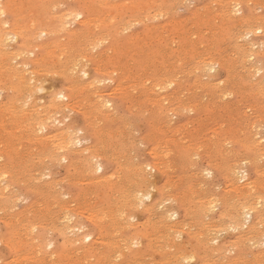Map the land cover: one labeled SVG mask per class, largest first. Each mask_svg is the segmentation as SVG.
Segmentation results:
<instances>
[{
	"label": "bare ground",
	"instance_id": "6f19581e",
	"mask_svg": "<svg viewBox=\"0 0 264 264\" xmlns=\"http://www.w3.org/2000/svg\"><path fill=\"white\" fill-rule=\"evenodd\" d=\"M28 1V0H27ZM31 1V0H30ZM36 1V0H35ZM76 1V0H75ZM93 1V0H92ZM98 1V0H97ZM100 1H102V0H100ZM174 1H176V0H121V1H119V3H117V4H115L114 2V6H116V7H118V8H120L121 9V13H120V19H118V17H117V15H116V17H117V19L118 20H120L121 21V23L123 22L124 24H127V23H131V22H133V21H140V20H142L145 16H149V15H152V16H154V15H157V16H159L158 14H160L161 16L162 15H164L163 13L164 12H167L168 11V7H171V6H169L171 3L173 4V2ZM182 1V0H181ZM192 0H190V2H191ZM197 1H199V0H197ZM233 1V0H232ZM260 1V0H259ZM5 2H8L7 0L5 1ZM12 2H14L15 3V0H13ZM21 2V1H20ZM31 2H33V1H31ZM105 2V1H104ZM111 2V1H110ZM109 2V3H110ZM204 2V1H203ZM239 2L240 3H242L241 1H239V0H234L233 2H231V1H228L227 2V4L228 5H231L232 7V9H233V12H234V10H236V12H237V5H239ZM10 3V2H9ZM14 3H12V6H11V8L12 7H14V9H11L10 8V12L11 13H13V14H15L14 13V11L16 10L17 11V8H16V5L14 4ZM57 3V2H56ZM59 3V2H58ZM77 3V2H76ZM76 3H75V5H76ZM81 3V2H80ZM197 3V2H196ZM195 2H194V4H196ZM206 3H208V2H206ZM205 3V5L207 6V4ZM216 3V2H215ZM244 3V2H243ZM246 3V2H245ZM248 3H250L249 2V0H248ZM11 4V3H10ZM9 4V5H10ZM21 5H23L22 3H20ZM53 4V3H52ZM55 4V3H54ZM60 4V3H59ZM58 4V5H59ZM61 4H63V3H61ZM79 4V3H78ZM93 4V3H92ZM177 4V3H176ZM201 4V3H200ZM203 4V3H202ZM214 4V3H213ZM227 4H225V6H227V13L229 12V8H228V5ZM251 4V3H250ZM3 5H5V4H3ZM17 5H19V2H18V4ZM21 5H19V8H20V11H21V9H22V7H21ZM34 5H36V3L34 4ZM64 5V4H63ZM73 5V4H72ZM71 5V6H72ZM110 5H112V4H110ZM109 5V6H110ZM178 5V4H177ZM182 5V7H183V5L184 4H181ZM190 5V4H189ZM208 5H209V3H208ZM215 5V4H214ZM213 5V6H214ZM33 6V5H32ZM62 6V5H61ZM60 6V7H61ZM102 6V5H101ZM106 6H108V5H106ZM106 6L104 7V6H102V9H103V11H104V9L106 8ZM179 6V5H178ZM178 6H177V9H179L178 8ZM186 6V5H185ZM198 6V5H197ZM203 6V5H202ZM201 6V7H202ZM211 6V8H213L212 7V4L210 5ZM210 6L208 7V8H210ZM219 6V5H218ZM220 6H222V10H223V4H221ZM248 6H249V4H248ZM261 6H263L262 4H261ZM5 7V6H4ZM8 7V5L6 6V8ZM31 7V6H30ZM39 7V6H38ZM77 7V6H76ZM75 7V8H76ZM175 7H176V5H175ZM188 7V6H187ZM191 7V6H190ZM254 7V6H253ZM264 7V6H263ZM68 8V7H67ZM81 8H83L82 6H81ZM203 8H204V6H203ZM203 8H201V11H203ZM210 8V9H211ZM214 8H216L215 6H214ZM213 8V9H214ZM234 8H237V9H234ZM28 9H29V7H28ZM47 9V8H46ZM86 9V8H85ZM114 9L116 10V8L114 7ZM114 9H111L110 11H113ZM181 9V8H180ZM185 9H186V7H185ZM196 9V8H195ZM205 9V8H204ZM219 9H221L220 7H219ZM232 9H231V11H232ZM6 10V9H5ZM43 10V9H42ZM44 10H45V8H44ZM59 10V9H58ZM80 10V9H79ZM89 10V9H88ZM198 10V9H197ZM218 10V9H217ZM253 10V9H252ZM258 10H259V8H258ZM19 11V12H20ZM74 11L75 10H67V11H64V12H62V14L61 15H59V16H57V17H50L49 19L47 18L46 20H41V21H39V22H35L34 20H31L30 22H28V24L25 26L24 25V23L22 24V23H19V22H15L14 24H7L6 22H2V20L0 21V92L1 91H6L7 92V100H5L4 101V103L2 102L1 104H0V114H5V113H7L8 114V117L6 118V120H1L2 118L0 117V128L2 129V131H1V133H0V157L2 158V157H5V159L6 160H0V161H2V162H0V211H1V209L3 210V208L6 206V203L8 202V201H12V198L14 197V196H16V195H19V194H24V195H28V196H30V201H29V203L27 204L26 203V206L24 207V205L22 206V205H20V206H22V207H24L23 209H22V207H21V211L19 212V213H17L16 215H12V217H7V218H5L6 216H9V215H7L6 213V216L3 218V214H4V211H1L0 212V216H1V213H2V217H1V219L3 218V224L6 226V233L5 234H3L2 232L0 233V243H2L3 245H4V247L8 250V253H9V258L8 259H5L4 261H2L0 264H187V263H185V262H187V261H190L191 259H198L197 261L199 262L198 264H264V250L262 249V251L261 252H258V253H256V252H254V253H256V254H251L252 255V257L250 258L249 257V259H245V257L243 256V254H244V252H245V246H248V245H246L247 243L246 242H249L250 240L252 241V239H254V236L257 238V236L258 235H264V206L262 205V207L260 206L259 208L257 207L258 206V204L259 205H261L260 204V202H261V197H256V195H260V194H257V192H256V195H255V192H254V190H258V186L256 187L255 186V184H252V182H247L248 181V179H245V180H247L242 186H235V187H233V191H234V193L236 194V196H231L232 194H229V192H228V189H227V194H226V192H225V194L228 196V194L230 195L229 197H231L230 199L228 198V197H225V198H222L221 196H219V198H215V196L216 195H214L213 197H211V195L212 194H210V191H209V193L208 192H206V194L208 193V195L210 196H208V195H205V197L206 196H208L207 197V199L208 200H206L205 199V201H203V200H201V199H198V198H196V200H195V197L194 198H190L189 200H188V198H186L187 197V195H186V199L188 200V201H186V202H191V204H192V202H195V203H197V204H199V206H200V208L198 209V206H197V208L195 209L194 207H192V211H191V209H190V211H191V215H193L194 214V217H196V215H198V213L200 214V209L202 208H204V206H206L205 204H207V206H206V208H205V210L208 208V209H210V208H215L214 206H219L220 208H219V211H218V213L216 214V219L218 220V222H217V220H216V222H217V224H214L215 223V220H214V218L212 219V220H208L209 222H203L202 223V226L200 225V229H198V230H196L194 227V230H192V229H190V227H189V221H190V224H191V219H189L188 221H186V223L185 222H182V221H180V220H178L177 221V217H174V218H177L176 219V221H172V220H174V219H171L170 221H168L167 220V216L163 213V214H161V215H159V217H158V220H157V218H154V214L152 215L153 217L152 218H154L156 221H157V224H158V226L156 225V223L154 224L153 223V225H147L146 226V224H145V222H143V220H141V222H143V226H140V227H138V225L137 226H133V228H132V231H131V229H130V231H126L125 229H123V226H125V225H129L128 227H130L131 228V225L130 224H127V222L128 223H130L128 220H127V217H130L129 216V209H128V203H130V205H132V204H134L137 200L139 201V199H138V196H139V194L140 193H142L143 191H144V189L143 190H141L140 189V187H142V188H145V190L147 189V187L149 186L150 187V184L151 183H153V181H154V179L155 178H153L152 180V182H150L151 181V179L150 178H152V176H151V174H148L147 172L148 171H146L145 170V167H147V166H145L146 165V163H144L145 165H143V164H137V161L136 162H134L135 164H130V166L128 165V166H126V167H123V165L122 164H116V167H115V169L118 167V171L120 172V173H122V176H120L119 178H118V180L117 181H115V182H111L110 181V177H112L111 175L109 176V177H107V176H105L104 174H102V175H100V176H98V177H96V178H93V177H91V178H93V180H90V181H83V179L85 178H83V179H81L80 178V176H82V174L81 173H83L84 175H87L88 173L91 175V174H93V171H94V173L96 172L97 174L99 173L98 172V170H100L101 168H102V170H104L103 168L104 167H102V165L100 164V163H102L103 161L102 160H100L101 158H103V159H106L105 157H104V155H106L107 153H109V152H112V150L110 151V149H109V147L107 146L108 144L110 145V143H111V140L110 139H107V140H109V141H107V140H104V139H106L105 137H107V136H105V137H103L102 136V132H101V130H103V129H101V127L99 128V127H97L95 124L93 125V126H96L97 128H96V130L94 131L95 133H97L99 136H97L98 137V139H99V137L101 138V139H99L100 141V143H104L105 145V147H106V149L107 150H105L104 152L102 151V149L100 148V147H98V146H96L95 144L93 145L92 144V146H89V144H88V146L85 144V146H87V147H81L80 149H78V148H73V146L75 145V143H77V141H79V139L76 137V132H79V131H76V127L77 126H75L74 125V123L72 124V122H71V124H70V122H69V124L67 125H65L63 128L60 126V128H62V130L61 131H59V132H57V133H55L54 135H50L49 133L51 132H49L48 134H41V135H38V133H39V131L41 132L44 128H46L48 125H55V123H56V121L59 119L58 118V115H60V114H62V113H65V112H63L65 109H68L69 107H71L72 108V105H73V103L74 102H77L78 101V99H77V101H76V97H77V95H74L73 94V92H75V89L77 90V89H79V91H81V93L83 94V96H84V100H83V102H85V105L87 106V111L88 112H90V113H88L87 115H88V117H90V115H92L93 113H95L94 115H97L96 113H100L101 115H106L105 114V107L107 106V105H109V103H111L112 104V102H110V101H112L111 99H109V102H107L106 100H104L103 98H102V95H101V93H103L102 91H101V93L100 92H96V95H95V98H94V100L93 101H89V98L91 97H89V95H91V94H89L90 92V90H88L89 89V87L90 86H92L93 85V80L96 78V76H95V78L93 77V79H89V80H87V82H85V84H80L78 87H77V85L75 86V87H73L74 89H71L72 91L71 92H66V93H57L56 95H53L52 96V98H50L49 100H48V102H47V100L45 99V101H46V103H44L43 102V104H41L40 103V98L38 97V93L39 92H41L43 89H46L43 85H42V81H41V77L40 78H38L39 77V75L44 71V70H46V71H48V70H50L51 69V66H52V68H54L53 66H57V67H60V69H61V71H63V72H65L67 75H71V74H73L74 72H75V69L77 68L76 66H75V64H73L72 62H73V59H74V57H73V55H75L74 54V52H75V49H76V47H78L77 45H79V44H84V40L83 41H81L80 42V38L82 39V37H80L79 38V35L81 34V33H83V30H85V28H86V25L91 21L90 20V18H89V16H87V15H83L80 11H78L77 13H74ZM77 11V10H76ZM75 11V12H76ZM83 11H85L84 9H83ZM82 11V12H83ZM93 11V10H92ZM100 11H102V10H100ZM105 11H106V9H105ZM109 11V10H108ZM119 12H120V10H118ZM174 11H178V10H174ZM186 11V10H185ZM191 11H194L193 9L191 10ZM199 11V10H198ZM198 11H196V12H198ZM205 11V13L207 12L206 11V9L204 10ZM212 11H215V9L214 10H211V12ZM230 11V12H231ZM239 11H241V10H239ZM238 11V12H239ZM254 11V10H253ZM252 11V12H253ZM5 12V11H4ZM25 12H26V10H25ZM29 12V11H28ZM86 12H87V14H88V11L86 10ZM119 12H118V14H119ZM128 12L130 13V14H128ZM182 12V11H181ZM188 12V11H187ZM200 12V11H199ZM208 12L210 13V11L208 10ZM216 12V11H215ZM214 12V13H215ZM229 12V13H230ZM232 12V13H233ZM237 12V13H238ZM30 13H31V11H30ZM30 13H28V14H30ZM102 13V12H101ZM177 12H175V14H176ZM192 13H194V12H192ZM205 13H204V15H205ZM36 14V13H35ZM112 14H114V13H112ZM198 13H195L194 15H195V20H196V15H197ZM200 14L201 13H199L198 14V16H200ZM206 14H208V13H206ZM222 14V13H221ZM223 14L224 15H226L225 14V11H223ZM12 15V14H11ZM21 15V14H20ZM19 15V16H20ZM27 15V14H26ZM53 15V14H52ZM97 15H99V14H97ZM111 15V14H110ZM169 15V14H168ZM172 15H173V13H172ZM177 15V14H176ZM176 15H174V16H176ZM193 15V14H192ZM192 15L190 16V17H192ZM210 15V14H209ZM212 15V14H211ZM240 15H241V13H240ZM243 15V14H242ZM253 15H254V13H253ZM42 16L43 15H41V18H42ZM77 16H79L80 18H82V20L80 21V25H81V28L78 30V31H68V32H66V34L64 35V36H62L61 38L62 39H60V38H58L57 36H53V34H55L56 33V31L57 30H59V29H65V25H68V24H72L71 22H70V19L73 17L74 19H77ZM91 16V15H90ZM96 16V15H95ZM101 16V15H100ZM166 16V15H165ZM178 16V15H177ZM182 16V15H181ZM197 16V17H198ZM203 16V15H202ZM213 16H215V15H213ZM218 16H219V14H218ZM230 17H231V15H229ZM244 16H246V17H242V16H238L239 18V20H238V22H239V27H238V29L240 28L241 30H244L245 32V36L247 37H249L251 34H253L254 32H263L264 33V23H261V18L264 20V18L263 17H261L260 19L259 18H255V16H253L254 18H255V20H254V26H256L254 29H252L254 26H253V23H252V21H251V19H249L248 20V16H249V14H247V15H244ZM23 17V16H22ZM115 17V16H114ZM183 17H185V15H183ZM189 17V18H190ZM216 17V16H215ZM223 17V16H222ZM20 18V17H19ZM100 18V17H99ZM153 18V17H152ZM162 18V17H161ZM163 18H164V16H163ZM166 18V17H165ZM168 18H170V17H168ZM179 17H177V19H178ZM187 18V17H186ZM201 18V17H200ZM211 18V21L214 19V18H212V17H209V19ZM224 18L225 19H228V17H225L224 16ZM224 18H223V20H224ZM234 17H232V19H233ZM250 18V17H249ZM95 19V18H94ZM109 19H110V16H109ZM108 19V20H109ZM116 19V18H115ZM145 19V18H144ZM154 19V18H153ZM159 19H160V17H159ZM171 19H173V17L172 18H170V20ZM180 19V18H179ZM184 19V18H183ZM209 19H207L208 21H209ZM219 19H220V17H219ZM231 19V18H230ZM231 19V20H232ZM38 20V19H37ZM79 20V19H78ZM107 20V19H106ZM113 20V19H112ZM149 20V19H148ZM157 20V19H156ZM168 20V19H167ZM174 20V23H175V19H173ZM189 20V19H188ZM193 19H191V21H192ZM198 21H197V23H199V18L197 19ZM205 20V19H204ZM229 20V19H228ZM227 20V21H228ZM234 20L235 21H237V17L236 18H234ZM17 21V20H16ZM111 21V20H110ZM146 21V20H145ZM154 21V20H153ZM185 20H183L182 21V23L184 22ZM222 21V20H221ZM226 21V22H227ZM234 21V22H235ZM257 21V23H255ZM13 22V21H12ZM23 22H25V21H23ZM97 22V21H96ZM105 22V21H104ZM150 22V21H149ZM148 22V23H149ZM163 22V21H162ZM166 22V21H165ZM177 22H179V20L177 21ZM200 22H201V20H200ZM213 22H214V20H213ZM223 22H225V21H223ZM90 23H92V22H90ZM89 23V24H90ZM107 23V22H106ZM104 24L105 26H107V24ZM109 24H110V26L107 28V29H113L112 28V25L113 24H111L110 22H108ZM118 23V22H117ZM120 23V22H119ZM143 24H145L144 22H142ZM161 23V22H160ZM167 23V22H166ZM169 23V22H168ZM172 24H173V22H171ZM190 24L191 23H193L194 24V22L192 21V22H189ZM202 23V22H201ZM208 23V22H207ZM216 23V22H215ZM236 23V22H235ZM234 23V24H235ZM99 24V23H98ZM102 24V23H101ZM147 24V23H146ZM145 24V25H146ZM157 24V23H156ZM156 24H155V26H156ZM171 24V25H172ZM176 24V23H175ZM185 22H184V27L186 28L187 27V24H186V26H185ZM189 24V25H190ZM209 24V23H208ZM208 24H206V25H208ZM218 24V23H217ZM222 24V23H221ZM5 25H8V27H5ZM95 25V24H94ZM115 25V24H114ZM113 25V26H114ZM129 25V24H128ZM131 25H133V24H131ZM144 25V26H145ZM150 25V24H149ZM192 25V24H191ZM190 25V26H191ZM197 25V27H198V24H196ZM200 25V24H199ZM213 24L211 23V27L213 28L216 24H214L213 26H212ZM225 26L224 27H226L227 26V24H224ZM72 26V25H71ZM70 26V27H71ZM88 26V25H87ZM116 26V25H115ZM130 26V25H129ZM128 26V27H129ZM157 26H159V25H157ZM192 26H195V25H192ZM232 26V25H231ZM97 27H99L98 25H97ZM127 27V26H126ZM135 27V26H134ZM147 27V26H146ZM168 29H170L167 25H161L160 26V28H155L154 26H152L151 28H148L146 31H144L143 33L141 32V34L142 35H135V33L132 35H129V34H127V32H125L126 33V35H129L130 37L127 39L128 41H123L122 43H120L119 41H118V43H117V41L116 42H114L113 43V46H112V51L111 52H115V53H125V55H118V54H114L113 53V56H111V58L113 57V60L111 61V62H108L109 60V57H107V58H105V60L104 59H102V57H100V59H98V60H96V61H98V65L96 66L95 65V67H94V74L95 75H99V74H101V75H106V74H111V73H117V71H119V69H125L126 67H127V69L125 70V71H123L122 72V70L121 71H119V72H121L122 73V79H123V81L122 82H118V85H117V87H116V91H119V92H121L122 91V96L123 97H126V96H128V94H129V91H128V87L127 86H123V83L126 81L127 82V80L128 81H130V82H132L131 81V79L133 80V84H131L130 86L132 87V88H134V86L135 85H142V83H141V81H140V76H141V74H134L136 71H138L137 69H136V71H134V73H133V75H136V76H134V77H132V75H131V71H132V68H133V65H135L134 63L136 62V63H138V64H140L139 62H138V60L140 61L142 58V60H143V62H144V58L145 57H147V59L149 60V59H151L153 62H154V60H153V57L156 59V55L158 54V52L156 53L155 51H158V50H156V49H154L155 51L153 52V48H148L149 47V45H148V42L150 41V40H152V42H156V44L158 45V44H160V46L161 45H164V43H167L166 41L170 38L169 36L170 35H168V34H164V32L163 31H165V32H167L168 33V31H166V29L167 28ZM181 24H176L175 26H172L171 27V31H173L174 33L176 32L178 35L180 34V37L183 35V34H181L182 33V31H183V29H185ZM189 27V26H188ZM197 27H195V28H197ZM216 27H222V25L221 26H217L216 25ZM230 27V26H229ZM228 26H227V28H229ZM73 28V27H72ZM93 28H95V27H93ZM116 28V27H115ZM133 28V27H132ZM136 28V27H135ZM207 28V27H206ZM215 28V27H214ZM232 28V27H231ZM75 29H77V28H75ZM102 29V28H101ZM106 29V28H105ZM106 29V30H107ZM119 29V28H118ZM121 29V28H120ZM127 29V28H126ZM143 29V28H142ZM141 29V30H142ZM187 29V28H186ZM191 29V28H190ZM198 29V28H197ZM202 29H204V31H206V29L205 28H202ZM202 29L200 28L199 30H201V32L200 33H202L203 31H202ZM208 29H210L209 27H208ZM223 29H225V28H223ZM104 30V29H103ZM103 30H101V31H103ZM159 30V31H158ZM192 30H194L195 31V29H192ZM191 30V31H192ZM216 30H220V29H216ZM215 29H213V33H215V31H216ZM230 30V29H229ZM241 30H238V31H241ZM93 31V30H92ZM91 31V32H92ZM97 31H99V29L97 30ZM108 31V30H107ZM112 31V30H111ZM114 31V30H113ZM117 31V30H116ZM130 31H131V29H130ZM211 31V30H210ZM221 31L223 32V30L221 29ZM233 31V30H232ZM234 31H237V29L236 30H234ZM87 32H88V30H87ZM87 32L86 33H83L84 35H86L87 34ZM103 32H106V31H103ZM115 32V31H114ZM133 32H135V31H133ZM137 32H138V30H137ZM157 32H159V36L156 38V39H153L154 37H156V35H158V33ZM207 32V31H206ZM221 32V33H222ZM230 32H231V30H230ZM243 32V31H242ZM242 32H240V33H242ZM102 33V32H101ZM129 33H131V32H129ZM172 33V32H171ZM170 33V34H171ZM190 33V32H189ZM193 33H195V32H193ZM193 33H191V34H193ZM221 33L219 32L218 34H220L221 35ZM237 33V32H236ZM236 33H234V35H236ZM240 33H239V35H240ZM110 34V33H109ZM113 34H115V33H113ZM117 34V33H116ZM124 34V33H123ZM123 34H122V36H123ZM164 34V35H163ZM188 34V33H187ZM207 34V33H206ZM205 34V35H206ZM210 34V33H209ZM212 34V33H211ZM210 34V35H211ZM42 35H44L45 36V40H41V41H39V37H42ZM118 35L119 34H117V36L116 37H118ZM125 35V36H126ZM189 35V34H188ZM195 35V34H194ZM198 34H196V36H197ZM202 35H204V34H202ZM230 35V34H229ZM237 35H238V33H237ZM260 35V34H259ZM81 36V35H80ZM120 36V35H119ZM193 36V35H192ZM212 36H216L215 34L213 35L212 34ZM212 36H209L210 37V39H211V37ZM224 36H226V35H224ZM228 36V35H227ZM227 36H226V38H227ZM253 36H254V34H253ZM9 37H11V39H9ZM107 37V36H106ZM172 37V36H171ZM179 37V36H178ZM179 37V38H180ZM247 37V38H248ZM98 38H100V37H98ZM112 38H114L113 37V35H112ZM125 38V37H124ZM127 38V37H126ZM125 38V39H126ZM178 38V39H179ZM194 38H196V37H194ZM229 38V37H228ZM227 38V39H228ZM233 38V36H231V39ZM236 38V37H235ZM84 39H86L87 40V44L88 43H90V42H95L96 41V39H97V37H96V35H93V34H90L87 38H84ZM118 39V38H117ZM130 39H132V40H130ZM177 39V40H178ZM181 39V38H180ZM184 39H186L185 37H184ZM197 39V38H196ZM215 39V38H214ZM222 39H224V37L222 38ZM9 40H15V47H13V49L12 50H8L7 49V42L9 41ZM100 40V39H99ZM105 40H107V39H105ZM111 40V39H110ZM131 42H130V41ZM135 40V41H134ZM172 40V39H171ZM171 40H170V42H171ZM191 40V39H190ZM204 40V39H203ZM219 40V39H218ZM226 40V39H225ZM224 40V41H225ZM232 40H235V39H232ZM238 40V39H237ZM243 40H244V38H243ZM242 40V41H243ZM112 41V40H111ZM110 41V42H111ZM197 41V40H196ZM195 41V42H196ZM223 40H221L220 39V41L219 42H222ZM223 41V42H224ZM241 41V40H240ZM262 41V40H261ZM99 42V41H98ZM100 42H101V40H100ZM155 42H154V44H155ZM176 41H174V45L175 44H178V43H180V45H181V40H180V42L178 41V42H176ZM185 42H187V39H186V41ZM185 42H183V44L185 43ZM191 42V41H190ZM198 42H199V40H198ZM212 42V41H211ZM217 43H218V41H216ZM239 42V41H238ZM257 42H259L260 43V41L258 40ZM256 42V43H257ZM263 42V41H262ZM261 42V43H262ZM109 43V42H108ZM112 43V42H111ZM131 44V46H133V48H135V46L134 45H137V47H139L140 46V50H141V47H142V50L146 47L147 49H148V51L147 52H143V55H145V57H141L140 56V59H135V56H138V55H135V54H137V52L134 54V52L132 51V49L131 48H129V46H128V44ZM172 43V42H171ZM210 43V42H209ZM234 43H235V41H234ZM241 43V42H240ZM239 43V44H240ZM245 43V42H244ZM247 43V45L248 46H244V45H241L240 46V49L242 50V51H248V50H250V46L252 47L253 45H255V43H253V38H249L248 39V41L246 42ZM260 43V45H262ZM182 44V45H183ZM200 44V43H199ZM199 44H198V46H199ZM202 44V43H201ZM238 44V45H239ZM243 44V43H242ZM110 45V44H109ZM156 45V46H157ZM167 45V44H166ZM168 45H169V42H168ZM171 45V44H170ZM193 45V44H192ZM195 45V44H194ZM220 45H221V43H220ZM231 45H232V42H231ZM230 45V46H231ZM246 45V44H245ZM258 45V44H257ZM88 46V45H87ZM98 46H99V44H98ZM102 46V45H101ZM173 46V45H172ZM175 46H178V45H175ZM185 46V45H184ZM184 46H182L181 48L183 49V47ZM188 45H186L185 46V48L187 47ZM208 46V45H207ZM209 46H210V44H209ZM235 46V45H234ZM264 46V45H263ZM136 47V48H137ZM167 47V46H166ZM203 47V46H202ZM213 47V46H212ZM223 47L224 46H222L221 48H222V50H223ZM56 48H62L63 49V51L65 50V52L64 53H62V55H63V57H64V60H58V58H54L53 57V55H55V49ZM78 48H80V47H78ZM85 48V47H84ZM88 48V47H87ZM95 48V47H94ZM135 48V49H136ZM164 48V47H163ZM173 48V47H172ZM175 48V47H174ZM184 48V49H185ZM195 48V47H194ZM193 48V52L195 53L196 51H200V49H198V50H195ZM201 48V47H200ZM207 48V47H206ZM225 48V47H224ZM226 48H229L228 46L226 47ZM225 48V49H226ZM235 48V47H234ZM254 48H256V47H253V49ZM91 49V48H90ZM104 49H107V48H104ZM134 49V50H135ZM177 49H179L178 47H177ZM177 49H174V50H177ZM197 49V48H196ZM202 49V48H201ZM208 49V48H207ZM206 49V51H208ZM210 49V48H209ZM214 49V48H213ZM212 49V50H213ZM230 49H231V47H230ZM253 49L251 50V52L253 51ZM37 50V51H36ZM137 50V49H136ZM188 50V49H187ZM191 49H189V51H190ZM216 50V49H215ZM234 50V49H233ZM235 50H237V47H236V49ZM100 51V50H99ZM109 51V50H108ZM117 51H119V52H117ZM137 51H139V49L137 50ZM145 51H146V49H145ZM161 51V50H160ZM173 51V50H172ZM180 51V50H179ZM179 51H178V54H179ZM188 51V52H189ZM218 51V50H217ZM241 51V52H242ZM259 51V50H258ZM261 51V50H260ZM90 51H88V53H89ZM105 52V50L104 51H100V53L98 54V55H100V56H102L103 54H105L104 53ZM110 52V51H109ZM162 52V51H161ZM171 51H169V53H170ZM181 52L182 53H184V51H182L181 50ZM191 52H192V50H191ZM203 52L204 51H202V54H203ZM221 52H223V51H221ZM236 52V51H235ZM234 52V53H235ZM254 52H256V51H254ZM253 52V53H254ZM264 52V51H263ZM94 53H95V51H94ZM97 53V52H96ZM95 53V54H96ZM127 53V54H126ZM140 53V52H139ZM141 53H142V51H141ZM163 53V52H162ZM166 53V52H165ZM176 54H177V52H175ZM209 53V52H208ZM207 53V54H208ZM217 53V52H216ZM225 52H223L222 53V56L220 57V58H224L223 57V54H224ZM231 53V52H230ZM239 52H237V54H238ZM108 53H106V55H107ZM110 54V53H109ZM164 54V53H163ZM168 54V53H167ZM185 54V53H184ZM183 54V57L185 56ZM201 54V55H202ZM205 54V53H204ZM218 54H220L221 55V53H218ZM227 54V53H226ZM237 54H234V55H237ZM243 54V53H242ZM242 54H240L241 56H242ZM245 54V53H244ZM243 54V55H244ZM255 54V53H254ZM256 54H257V52H256ZM260 54V53H259ZM263 54V53H262ZM29 55H33L32 57H29ZM88 55V54H87ZM161 55V54H160ZM180 55V54H179ZM188 55V54H187ZM196 55H198V52H196ZM200 55V56H201ZM214 55V54H213ZM213 55H204V56H202L201 58H199L198 60L196 59V57L194 58V59H196L195 60V62H194V66H193V62H192V64L190 63V65H191V67H193V69H191V67H190V69L191 70H193V71H198V72H201V73H203L204 71H206V70H208V69H212L213 71L215 70L214 69V67L217 69V65H220V64H223V62L225 61H221L220 59H215L214 58V56ZM233 55V54H232ZM231 55V56H232ZM239 55V54H238ZM247 55H248V53H247ZM261 55V54H260ZM259 55V56H260ZM97 56V55H96ZM156 56V57H155ZM164 56V55H163ZM166 56H169L170 57V54H168V55H166ZM171 56H172V54H171ZM178 56V55H177ZM215 56H216V54H215ZM218 56V55H217ZM230 56V57H231ZM250 56H251V54H250ZM259 56L258 57H256V55H255V57H256V60H257V58H259ZM76 57V56H75ZM173 57H174V55H173ZM189 57V56H188ZM193 57H194V54H193ZM193 57H191V58H193ZM226 57L227 58H225V59H228V56L226 55ZM249 59H250V57H249V55L247 56ZM163 58H165V57H163ZM175 58H176V55H175ZM185 58V57H184ZM187 58V57H186ZM185 58V59H186ZM190 58V57H189ZM235 58V57H234ZM240 58V57H239ZM252 58V57H251ZM261 58H263V57H261ZM54 59H57V60H54ZM81 59H83V58H81ZM91 59H93V58H91ZM91 59H90V61H91ZM124 59V60H123ZM158 59V58H157ZM156 59V60H157ZM169 59H171V58H169ZM168 59V60H169ZM177 59H180L179 58V56H178V58ZM182 59V58H181ZM248 59V60H249ZM76 60V59H75ZM135 60H137V61H135ZM151 60H149V62L151 61ZM155 60V61H156ZM168 60H166V62L168 61ZM172 60V59H171ZM184 60V59H183ZM189 60V59H188ZM191 60V59H190ZM229 60V59H228ZM231 58H230V61L229 62H231ZM252 60V59H251ZM250 60V61H251ZM255 60V59H254ZM262 60V59H261ZM134 63H133V62ZM152 61L150 62V63H152ZM162 61H164L163 59H162ZM259 61V60H258ZM257 61V62H258ZM93 62V61H92ZM146 62H147V60H146ZM180 62V61H179ZM179 62H176V63H179ZM238 62V63H237ZM237 62H236V64H238L239 65V63L241 64V62H239L238 60H237ZM244 62V61H243ZM246 62H247V59H246ZM90 63V62H89ZM88 63V64H89ZM96 63V62H95ZM133 63V64H132ZM148 63V62H147ZM147 63H145L144 62V64H147ZM156 63V67H157V64H158V62H155ZM165 63V62H164ZM168 63V62H167ZM252 63H253V61H252ZM255 63V62H254ZM253 63V64H254ZM262 63V62H261ZM138 64L136 65V66H138ZM143 64V65H144ZM149 64V63H148ZM162 64H163V62H162ZM185 64H188V63H185ZM230 64V63H229ZM233 64V67L236 65V64H234V63H232ZM242 64H244L245 65V63H242ZM256 65L257 64H259V63H255ZM263 64V63H262ZM77 65V64H76ZM81 65H83V64H81ZM142 65V64H141ZM143 65H142V67H143ZM160 65H161V63H160ZM164 65V64H163ZM167 65H169V64H167ZM180 66L182 65V63H180L179 64ZM217 67H216V66ZM238 65H236V66H238ZM259 65H261V64H259ZM264 65V64H263ZM48 66V68H46ZM76 67V68H74V69H72L73 67ZM90 66V65H89ZM148 66V65H147ZM146 66V69H149L148 67ZM152 66H154V65H152ZM151 66V67H152ZM162 66V65H161ZM165 66V65H164ZM164 66H162V67H164ZM172 66V65H171ZM177 66V65H176ZM184 65H182V67H183ZM224 67L226 66V64L225 65H223ZM232 66V65H231ZM243 66V65H242ZM241 66V67H242ZM249 66H250V64H249ZM254 66V65H253ZM56 67V68H57ZM138 67H140V66H138ZM155 67V68H156ZM162 67H161V69H162ZM167 67V66H166ZM165 67V69L164 70H162V72L161 71H159V72H161V73H159V76H156L155 74H153L152 75V73H151V71H150V73H151V75L153 76L150 80H151V89L152 90H156V89H163V88H166L168 85H172L173 83H177V80H178V78L180 77V75L177 73L176 75H179V77H175L174 76V72L179 68V66H178V68H176V70H173L174 68H171L170 70H169V67H168V69ZM187 67H189V64H188V66ZM227 67V66H226ZM240 67V66H239ZM246 67H247V65H246ZM252 67V66H251ZM264 67V66H263ZM82 68V67H81ZM144 69H145V67H143ZM158 68H159V70H160V67H159V65H158ZM221 68V67H220ZM234 68H236V67H234ZM57 69H59V68H57ZM79 69V68H78ZM143 69V70H144ZM152 69V68H151ZM184 69V68H183ZM185 69H187V68H185ZM189 68L187 69V70H190ZM240 69V68H239ZM245 69V68H244ZM139 70H142V69H139ZM154 70V69H153ZM153 70H152V72H153ZM179 70H181V68L179 69ZM190 70V71H191ZM221 70V69H220ZM231 70H233V69H230L229 71H231ZM237 70V69H236ZM241 70H243V68L241 69ZM79 71V70H78ZM145 71V70H144ZM147 71V70H146ZM149 71V70H148ZM155 71H156V73H157V70L155 69ZM154 71V72H155ZM217 71V70H216ZM216 71H214V72H216ZM255 71H258V70H256L255 69ZM261 71V70H260ZM81 72V71H80ZM140 72V71H139ZM183 72V71H182ZM184 72H186V70L184 71ZM192 72V71H191ZM210 72V71H209ZM212 72V71H211ZM211 72L209 73V75L211 74ZM218 72V71H217ZM227 72V71H226ZM234 72H236V71H234ZM241 72V71H240ZM245 72H246V69H245ZM244 72V73H245ZM248 72V71H247ZM246 72V73H247ZM82 73V72H81ZM91 73V72H90ZM142 73V72H141ZM229 73V72H228ZM238 73V71L236 72V74ZM250 73V72H249ZM48 74V73H47ZM87 73L85 72V71H83V75L85 76ZM119 74V73H118ZM117 74V75H118ZM182 74V73H181ZM185 74H187V73H185ZM189 74H191V73H189ZM214 74V73H213ZM218 74V73H217ZM251 74V73H250ZM57 75V74H56ZM59 75V74H58ZM115 76H116V74H114ZM183 75V74H182ZM188 75V74H187ZM192 75H195V74H192ZM205 75H208V73L207 74H205ZM229 75H231L230 73H229ZM240 75V77H241V73L239 74ZM249 75V74H248ZM256 75V74H255ZM258 75V74H257ZM261 75V74H260ZM50 76V75H49ZM100 76V75H99ZM107 76V75H106ZM145 76H147V74L146 75H143V77H145ZM150 76V75H149ZM148 76V77H149ZM186 76V75H185ZM191 76V75H190ZM195 76H197V75H195ZM194 76V77H195ZM198 76L200 77V74H198ZM198 76H197V78H198ZM234 76H235V74H234ZM263 76V75H262ZM43 77V76H42ZM79 77V76H78ZM108 77V76H107ZM106 77V78H107ZM120 77V76H119ZM147 77V78H148ZM204 77V74H203V76H202V78ZM232 77V76H231ZM230 77V79L229 80H232V78ZM236 77H237V75H236ZM240 77H239V79L237 78V80H240ZM246 77V76H245ZM244 76H243V79L245 78ZM249 76H247L246 78L247 79H249L248 78ZM252 77V76H251ZM258 77V76H257ZM97 78H98V76H97ZM96 78V79H97ZM103 78V76L101 77V79ZM113 78V77H112ZM111 78V79H112ZM117 78V77H116ZM137 78L139 79V80H137ZM141 78H142V76H141ZM146 78V77H145ZM181 78H183V76H181ZM187 78V77H186ZM205 78V77H204ZM204 78H203V80H204ZM207 78H209L208 76H206V79ZM211 78H212V74H211ZM229 78V77H228ZM227 78V79H228ZM246 78H245V80H246ZM44 79V78H43ZM50 79V78H49ZM52 79V78H51ZM87 79V78H86ZM98 79H100V78H98ZM115 79V78H114ZM113 79V80H114ZM119 79V78H118ZM117 79V80H118ZM121 79V78H120ZM121 79V80H122ZM184 79H185V77H184ZM192 79H193V77H192ZM214 79V78H213ZM224 78L222 77V80H223ZM236 79V78H235ZM235 79H233V80H235ZM62 80H63V78H62ZM74 80V79H73ZM85 80V79H84ZM106 80V79H105ZM145 80V79H144ZM149 80V78H148V80L147 81H150ZM203 80H200V82L202 81V82H204ZM209 80H211V82H212V79H209ZM219 80V79H218ZM221 80V81H222ZM228 80V81H229ZM245 80H243V81H245ZM46 81H48L47 79H46ZM71 81V80H70ZM109 81H110V79H109ZM147 81H144V82H147ZM198 81H199V78H198ZM197 81V82H198ZM206 81H208V79L206 80ZM205 81V82H206ZM224 81V80H223ZM221 82V84L222 83H224V82H226L227 80L225 79V81L224 82ZM236 81V80H235ZM241 83H242V77H241ZM55 82V81H54ZM73 82V81H72ZM71 82V83H72ZM76 82V81H75ZM101 82V81H100ZM103 82V81H102ZM101 82V83H102ZM105 82V81H104ZM117 82V81H116ZM115 82V83H116ZM125 82V83H126ZM188 82V81H187ZM191 82V81H190ZM196 82V81H195ZM195 82H191V87H192V85H193V83H194V85H195ZM200 83V85H201V87H203L202 85H204L203 83ZM216 82V81H215ZM248 82V81H247ZM254 82V81H253ZM48 83V82H47ZM82 83H84V82H82ZM98 83V82H97ZM108 83V82H107ZM114 83V82H113ZM112 83V84H113ZM214 83V82H213ZM231 83H234V82H232L231 81ZM250 83H252V81L250 82ZM250 83H247V84H250ZM258 83L260 84V80L258 81ZM262 83H263V81H262ZM50 84V83H49ZM111 84V86H113ZM178 84V83H177ZM198 84H199V82H198ZM209 83H207V84H205V86L206 85H208ZM227 84H229V83H227ZM238 84V83H237ZM56 85V84H55ZM61 85V84H60ZM59 85V86H60ZM99 85L101 86V84L99 83ZM129 85V84H128ZM174 85V84H173ZM172 85V86H173ZM179 85V84H178ZM184 85H185V83H184ZM183 85V86H184ZM190 85V84H189ZM194 85H193V88H194ZM196 85H197V83H196ZM213 85V87H214V89H215V87L217 88L216 89V92L215 93H217V96L218 97H221L222 95H225V93L227 92L226 90L227 89H229V88H225L226 90V92L224 91V89L223 88H220V86L218 87V85L217 84H212ZM211 85V86H212ZM243 85H245V84H242V86ZM63 86V85H62ZM99 86V87H100ZM105 86V85H104ZM104 86L102 87V89L104 88ZM110 86V85H109ZM148 86V85H147ZM171 86V87H172ZM181 86V85H180ZM221 86H223V85H221ZM224 86H226L225 84H224ZM232 86V85H231ZM241 86V87H242ZM257 86V85H256ZM258 86H260V85H258ZM72 87V86H71ZM135 87H137V86H135ZM170 87V88H171ZM188 87V86H187ZM186 87V88H187ZM190 87V88H191ZM237 88H238V86H236ZM236 87H234L235 89H237ZM250 87V86H249ZM248 87V89L250 90V88ZM64 88H65V85H64ZM94 88V87H93ZM105 88H106V86H105ZM105 88H104V91H105ZM141 88L143 89V87L141 86ZM149 88V89H150ZM192 88V89H193ZM207 88H209V87H207ZM243 88H244V86H243ZM252 88H254V87H252ZM255 88H257V87H255ZM260 88V87H259ZM261 88H262V86H261ZM42 89V90H41ZM55 89V88H54ZM53 89V90H54ZM58 89H60V87L58 88L57 87V91H59ZM91 89H92V87H91ZM131 89V88H130ZM137 89H138V87H137ZM185 89V88H184ZM196 89H198V88H196ZM195 89V90H196ZM210 89H212V88H210ZM87 90H88V92H87ZM100 90V89H99ZM98 90V91H99ZM106 90H107V88H106ZM132 90H135V89H132ZM131 90V91H132ZM141 90V89H140ZM140 90H137L138 91V93L140 92ZM187 90V89H186ZM201 90V89H200ZM209 90V89H208ZM233 90V89H232ZM241 90H242V88H241ZM245 90V89H244ZM255 90H258V89H255ZM56 91V92H57ZM66 91V90H65ZM68 91H69V89H68ZM94 91H96V90H94ZM109 91V90H108ZM115 91V92H116ZM137 91H135V92H137ZM146 91H148V88L146 87L145 88V91H142V92H144V93H142V92H140L141 93V95H143L144 94V96H145V94H146ZM164 90H162L161 92H163ZM188 91H190V89L188 90ZM192 91V90H191ZM203 91V93L205 92L204 90H202ZM201 91V92H202ZM212 91V90H211ZM230 91H231V88H230ZM245 91H248L247 90V88H246V90ZM250 91H252V90H250ZM254 91V90H253ZM47 92V91H46ZM134 92V91H133ZM134 92V94H136ZM153 92V91H152ZM166 92V91H165ZM164 92V93H165ZM173 92V91H172ZM172 92L170 93L169 92V95L171 96V94H172ZM183 92V91H182ZM182 92H180V94H181V96H182ZM225 92V93H224ZM244 92V91H243ZM92 93V92H91ZM148 93H150L149 91H148ZM148 93H147V95H148ZM167 93H168V91H167ZM176 93V92H175ZM175 93L172 95L173 97H174V95H175ZM178 93V92H177ZM186 93H187V91H186ZM189 93V92H188ZM196 93V91L194 92L193 91V94H195ZM199 93V92H198ZM262 93V92H261ZM4 94V93H3ZM48 94V93H47ZM55 94V93H54ZM133 93L131 92V95H132ZM157 94V93H156ZM156 94H154L155 96H157ZM161 94V93H160ZM179 93H178V95H180ZM197 94V93H196ZM230 94V93H229ZM232 94V93H231ZM248 94V93H247ZM253 94V93H252ZM258 94H260V93H258ZM264 94V93H263ZM1 95V94H0ZM104 95H105V93H104ZM110 95V94H109ZM116 95V94H115ZM138 95V94H137ZM150 96L152 95L151 93L149 94ZM154 95H152V96H154ZM162 95V94H161ZM169 95H167V94H165L164 96H157V97H155L154 96V98H153V100H152V103L150 104V107H151V105L153 104L154 106H156L155 108H153L154 106H152V108L155 110L156 109V111H157V113L158 114H161V113H164L163 114V116H165L167 119H168V116H169V114L170 113H168V112H177V110H179L178 109V107H181L180 109H183V108H185L186 106H189V108H190V105L188 104V105H186V104H183V105H179L178 104V101L177 100H179V99H176V100H172L173 98H172V96L170 97ZM183 95H185V94H183ZM187 95H189V94H187ZM206 94L204 93V96H205ZM227 95V94H226ZM237 95V94H236ZM249 95V94H248ZM261 95V94H260ZM4 96V95H3ZM43 96V95H42ZM49 96H51V94L49 95ZM105 96H107V92H106V95ZM111 96V95H110ZM130 96V95H129ZM135 95H133V97H134ZM150 96H148V97H150ZM177 96V95H176ZM186 96V95H185ZM191 96H192V94H191ZM196 96V95H195ZM202 96V95H201ZM200 96V97H201ZM209 96H210V93H209ZM228 96V95H227ZM122 97V98H123ZM132 96H131V99L133 98ZM143 97V96H142ZM140 98V99H143V100H147L146 102H148V101H150L148 98H146L145 97V99L144 98ZM178 97H180V96H178ZM193 97V96H192ZM216 97V96H215ZM223 97H225V96H223ZM261 97V96H260ZM42 98V97H41ZM45 98V97H44ZM59 98H61V99H59ZM114 98V97H113ZM136 98H138V96L136 97ZM136 98H133L134 100L136 99ZM202 98V97H201ZM204 98H206L207 99V97H204ZM203 98V99H204ZM222 98V97H221ZM226 98V97H225ZM236 98V97H235ZM43 99V98H42ZM115 99V98H114ZM120 99H121V97H120ZM126 99V98H125ZM132 99V100H133ZM139 99V98H138ZM181 100H182V102H183V99L182 98H180ZM187 99V98H186ZM186 99H185V97H184V101L186 102ZM210 99V98H209ZM212 99H213V97H212ZM122 100H124V99H122ZM131 100V101H132ZM133 100V101H134ZM137 100V99H136ZM194 100V99H193ZM202 99H199V101H201ZM214 100V99H213ZM212 100V101H213ZM220 100V99H219ZM228 100H229V98H228ZM248 100V99H247ZM264 100V99H263ZM117 101V100H116ZM132 101V102H133ZM140 101V100H139ZM138 101V102H139ZM188 101V100H187ZM203 101H205V100H203ZM207 101H209V100H207ZM215 101H216V99H215ZM215 101H213V102H215ZM227 101V100H226ZM231 101H234V100H231ZM260 101V100H259ZM82 102V103H83ZM117 102H119V101H117ZM117 102H115V103H117ZM130 102V101H129ZM131 102V103H132ZM135 102V101H134ZM141 102V101H140ZM193 102V101H192ZM194 102L195 103H197L195 100H194ZM220 102V101H219ZM229 102V101H228ZM261 102V101H260ZM113 103H114V100H113ZM114 103V104H115ZM122 104H123V102H121ZM125 103H127L128 104V102H125ZM135 103H137V102H135ZM191 103V102H190ZM205 103V102H204ZM207 103V102H206ZM205 103V104H206ZM216 103H217V101H216ZM215 103V104H216ZM222 103H224V100H223V102ZM250 103V102H249ZM253 103V102H252ZM263 103V102H262ZM111 104L108 106L109 108H111ZM113 104V105H114ZM130 104V103H129ZM141 104H143V101H142V103ZM149 104V103H148ZM176 104H178V105H176ZM198 104V103H197ZM202 104V103H201ZM200 104V105H201ZM218 104V103H217ZM226 104H227V102H226ZM239 104V103H238ZM255 104V103H254ZM113 105H112V107H113ZM125 105V104H124ZM134 106V103L133 104H131V106ZM137 104H135V106H136ZM140 104H138L137 105V107L139 106ZM174 105H176V106H174ZM222 105V104H221ZM230 105V104H229ZM235 105H236V103H235ZM245 104H242V106H244ZM249 105V104H248ZM247 105V106H248ZM264 105V104H263ZM76 106V105H75ZM199 106V105H198ZM204 106V105H203ZM209 106V105H208ZM211 106H212V104H211ZM214 106V105H213ZM238 106V105H237ZM247 106H246V108H247ZM251 106V105H250ZM249 106V107H250ZM258 106H259V102H258ZM257 106V107H258ZM143 107V106H142ZM142 107H138V109H140V111H141V109H142ZM145 107V110L144 109H142V111L144 112V114H145V111L146 110H148V109H146V106H144ZM147 107H149V105H147ZM149 107V108H150ZM196 107V106H195ZM241 107V106H240ZM75 108V107H74ZM74 108H72V110H74ZM109 108H107V109H109ZM124 108V107H123ZM130 108V107H129ZM133 108H135V107H132V109ZM246 108H244L245 110H246ZM255 108V107H254ZM112 109H114V112L113 113H116V111H115V108L113 107ZM111 109V110H112ZM118 109V108H117ZM128 109V108H127ZM132 109H129V110H132ZM137 108H135L134 110H135V112H132V113H135L136 114V112H137V110H136ZM153 109H151L152 111H153ZM187 109V108H186ZM192 109V108H191ZM223 109V108H222ZM222 109H221V111H222ZM243 109V108H242ZM244 109L241 111V112H243L244 111ZM262 109V108H261ZM123 110V109H122ZM200 110V109H199ZM207 110H209L208 108H207ZM216 110V109H215ZM224 110V109H223ZM257 110H259V109H257ZM66 111V110H65ZM69 111L71 112V110L69 109ZM68 111V115L70 116V112ZM75 111V110H74ZM73 111V112H74ZM76 111H78L77 109H76ZM113 111V110H112ZM180 111V110H179ZM178 111V112H179ZM190 111V110H189ZM225 111H226V108H225ZM255 111V110H254ZM260 111V110H259ZM67 112V111H66ZM73 112H72V117L75 115H73ZM82 112V111H81ZM121 112V111H120ZM119 112V113H120ZM129 112V111H128ZM143 112H141L142 114H143ZM151 111H149V113H150ZM186 112V111H185ZM196 112V111H195ZM223 112V111H222ZM231 112V111H230ZM118 113V112H117ZM121 113H123V112H121ZM126 113V112H125ZM125 113H123V114H125ZM139 113V112H138ZM146 113H147V111H146ZM152 113V112H151ZM156 113V114H157ZM165 113H167L168 114V116H167V114H165ZM218 113V112H217ZM251 113V112H250ZM254 113V112H253ZM260 113H262V111L261 112H259V116H260ZM7 114H5V115H7ZM67 114V113H66ZM100 114H99V116H100ZM122 114V115H123ZM129 114V113H128ZM134 114V115H135ZM140 115V114H138V115H140V117H145V115H147L148 116V113L147 114H145V115ZM200 114V113H199ZM212 114V113H211ZM216 114V113H215ZM263 115H264V113H262ZM4 115V116H5ZM67 115V116H68ZM81 115V114H80ZM83 115V114H82ZM93 115V116H94ZM133 115V116H134ZM151 115V114H150ZM184 115V114H183ZM188 115V114H187ZM203 115V114H202ZM250 115V114H249ZM263 115H262V117H263ZM107 116V115H106ZM116 116H118V114H115V118H116ZM124 116H127V118H130V117H128V115L127 114H125ZM130 116V115H129ZM132 116V115H131ZM152 116H153V114H152ZM158 117L160 116V115H157ZM157 116L155 117L156 118V120L157 119H159V118H157ZM174 116V115H173ZM173 116H171V117H173ZM181 116V115H180ZM190 116H192V115H190ZM193 116H197V115H193ZM201 116V115H200ZM208 116H210V115H208ZM217 116V115H216ZM251 116V115H250ZM249 116V117H250ZM252 116L254 117V114H252ZM258 116V115H257ZM62 117V116H61ZM101 117H103V116H101ZM122 118V116L120 115L119 116V118ZM134 117H136V116H134ZM71 118V117H70ZM69 118V119H70ZM82 118V117H81ZM95 118V117H94ZM108 118H113V117H108ZM119 118H118V120H119ZM120 118V119H121ZM125 119H126V117H124ZM124 118H122V119H124ZM138 117H136L135 119H137ZM143 118H141V119H143ZM154 118V117H153ZM162 118V117H161ZM191 118H193V117H191ZM199 118H201V117H199ZM207 118V117H206ZM214 118V117H213ZM218 118V117H217ZM220 118V117H219ZM255 118H257L256 116H255ZM259 119H260V117H258ZM63 120V122H64V118H62ZM86 119H87V117H86ZM98 119V118H97ZM111 119L109 120L110 122H111ZM121 119V120H122ZM163 119H165V118H163ZM172 119V118H171ZM188 119V118H187ZM187 119H186V121H187ZM193 119H195V121L197 120V118L196 117H194ZM192 119V120H193ZM253 119V118H252ZM262 119V118H261ZM66 120V119H65ZM104 120V118H102V120L101 121H103ZM106 120V119H105ZM104 120V122H106ZM116 120H117V118H116ZM127 120V119H126ZM130 120V119H129ZM173 120V119H172ZM172 120H170V121H168L167 123L170 125V124H172V123H174V120L172 121ZM191 120V121H192ZM199 120H201V119H199ZM203 120V119H202ZM218 120V119H217ZM220 120V119H219ZM223 120V119H222ZM247 120V119H246ZM255 120L256 119H254V120H252V121H254L255 122ZM60 121V120H59ZM62 121H60V123H63ZM70 121V120H69ZM74 121V120H73ZM86 121V120H85ZM84 121V122H85ZM91 121V120H90ZM97 121V120H96ZM108 121V120H107ZM108 121V122H109ZM125 120H123L122 121V123H125V122H127V121H125ZM132 121V120H131ZM145 121V120H144ZM151 122L153 121L152 119L150 120ZM164 122L166 121V120H163ZM172 121V123H169V122H171ZM185 121V120H184ZM188 121H189V119H188ZM237 121H238V119H237ZM248 121H250V120H248ZM257 121V120H256ZM79 122V121H78ZM104 122H102V123H104ZM114 122H116V121H114ZM133 122V121H132ZM154 122H158V121H155V119H154V121L152 122V125L151 126H153V123ZM181 122V121H180ZM201 122V121H200ZM199 122V123H200ZM202 122H204V121H202ZM205 122H206V120H205ZM219 122V121H218ZM218 122H214L215 124H217ZM220 122H222V121H220ZM224 122V121H223ZM222 122V123H223ZM226 122V121H225ZM247 122V121H246ZM93 123H94V121H93ZM99 123V122H98ZM129 123V125H131V126H127V124ZM128 123H126L125 125L128 127V128H133L132 127V125L134 124H131L130 123V121H128ZM138 123V122H137ZM162 123V124H161ZM160 124L161 125H163V122H161ZM166 123V122H165ZM186 123H188V122H184L183 124H186ZM192 123H193V121H192ZM196 123V122H195ZM213 123V122H212ZM222 123H220V124H222ZM241 123H242V121H241ZM240 123V124H241ZM244 123V122H243ZM242 123V124H243ZM248 124H247V126L249 125V122H247ZM256 123V122H255ZM57 125L59 124V122L57 121V123H56ZM97 124V123H96ZM110 124V123H109ZM151 124V123H150ZM160 124H158L159 126H161ZM166 125V127H170L169 125ZM178 124H180V123H177V125L176 124H174V125H171V126H173V127H171V128H169V129H172V128H174L175 127V125L178 127V128H180V126H178ZM205 124H207V123H205ZM245 124V123H244ZM243 124V125H244ZM80 125V124H79ZM86 125V124H85ZM91 125H92V123H91ZM100 125H102V124H100ZM99 125V126H100ZM117 125V124H116ZM115 125V126H116ZM158 125H156V124H154V126H158ZM188 125H191L190 123L188 124ZM187 125V126H188ZM194 125V124H193ZM260 125H261V123H260ZM63 126V125H62ZM123 126V125H122ZM135 126V125H134ZM150 126V127H151ZM210 126H212V125H210ZM217 125H215V127H216ZM59 127V126H58ZM163 127V126H162ZM165 127V128H166ZM176 127V128H177ZM189 127V126H188ZM193 127V126H192ZM201 127H204V126H201ZM200 127V128H201ZM208 127H209V125H208ZM223 127V126H222ZM239 127V126H238ZM241 127V126H240ZM239 127V128H240ZM245 127V126H244ZM251 127V125L249 126V128ZM103 128V127H102ZM109 127H107V129H108ZM112 128V127H111ZM113 128H116V127H113ZM117 128H119V127H117ZM124 128V127H123ZM130 128V129H131ZM138 128V127H137ZM152 128V127H151ZM156 129H157V127H155ZM165 128L163 127L162 128V131L164 132V130H165ZM225 128V126L223 127V129ZM238 128V129H239ZM256 128V127H255ZM261 129H263L262 128V126L260 127ZM260 128L258 129V130H260ZM79 129V128H78ZM89 129L91 130L92 128H90V126H89ZM95 129V128H94ZM93 129V130H94ZM110 129V128H109ZM121 131L123 130V129H121V128H119ZM134 129V128H133ZM150 129V128H149ZM155 129V130H156ZM159 129H161V128H159ZM164 129V130H163ZM181 129V128H180ZM179 129V130H180ZM182 129H184V128H182ZM193 129H194V127H193ZM201 129H203V128H201ZM201 129H200V131H201ZM207 130H208V128H206ZM210 129V128H209ZM213 129H214V126H213ZM218 129V126H217V128H216V130ZM228 129H229V127H228ZM232 129V128H231ZM234 129V128H233ZM232 129V130H233ZM243 129H245V128H243ZM246 129L248 130V127H246ZM82 130H85V129H82ZM93 130H91V131H93ZM129 130V129H128ZM154 130V129H153ZM174 130H175V128H174ZM173 130V131H174ZM207 130H205L206 132H207ZM230 130V129H229ZM228 130V131H229ZM240 130V129H239ZM246 130V131H247ZM252 130L254 131L255 129H253V127H252ZM258 130H256V131H258ZM55 131H57V130H55ZM90 131V132H91ZM112 131V130H111ZM124 131V130H123ZM125 131H127V128H126V130ZM124 131V132H125ZM131 130H129V132H130ZM136 131V130H135ZM135 131H133V133L132 134H134V132ZM142 131V130H141ZM150 131V133L148 134L149 136H152V134H151V132H152V130H149ZM148 131V132H149ZM158 131V130H157ZM162 131H161V133H162ZM184 131V130H183ZM182 131V132H183ZM193 130H191V135H192V133H195V132H197L196 131V129H195V131L194 132H192ZM205 131H203V132H205ZM214 131V130H213ZM224 131V130H223ZM226 131V130H225ZM235 131H236V129H235ZM255 131V132H256ZM261 131H263V130H261ZM53 132V131H52ZM83 133H84V131H82ZM93 132V133H94ZM105 132V131H104ZM113 132H115L114 130H113ZM119 133H120V131H118ZM117 132V133H118ZM124 132L122 133V135L121 136H123V134H124ZM128 132V131H127ZM138 132V131H137ZM156 132V131H155ZM166 132V131H165ZM169 132V131H168ZM249 132H252L251 131V128H250V131ZM264 132V131H263ZM47 133V132H46ZM83 133H82V135H83ZM85 133L87 134H89V132L88 131H86L85 130ZM106 133H109V132H106ZM105 133V135H107ZM116 133V132H115ZM142 133V132H141ZM158 133H159V131H158ZM170 133V132H169ZM201 133H202V131H201ZM261 133V132H260ZM260 133H257V135L258 134H260ZM88 134L86 135V137H85V135H84V138L86 139V138H88L89 139V137H87L88 136ZM104 134V133H103ZM111 134V132L108 134V136ZM125 134H127L126 135V138H127V136H129L128 134L129 133H125ZM138 134V133H137ZM136 133H135V135H137ZM165 134V133H164ZM171 134V133H170ZM174 134H175V132H174ZM174 134H172L171 136L173 137V135ZM188 134V133H187ZM196 134V133H195ZM199 134H200V132H199ZM203 134V133H202ZM205 134V133H204ZM211 134V133H210ZM216 134V136H215V139H214V141L212 142V141H210V142H212L213 143V145H215V146H217L218 144H219V141L221 142V140H220V138H219V133H215V131H214V134H211V135H215ZM236 134V133H235ZM247 134H248V132H247ZM42 135H44V136H42ZM77 135H79L80 136V134H77ZM96 135V134H95ZM119 135V134H118ZM135 135H133V136H135ZM144 135V134H143ZM143 135L141 136V137H143ZM165 135H167V134H165ZM175 135H177V134H175ZM181 135H183V134H181ZM197 135V134H196ZM201 135V134H200ZM244 135V134H243ZM249 136L251 135V133H249L248 134ZM248 135H246V136H248ZM111 136V135H110ZM120 136V138H123V137H125V136H123V137H121ZM146 136H147V134H146ZM146 136H144V138L146 137ZM149 136H147V137H149ZM161 136V135H160ZM167 136H169V135H167ZM188 136V135H187ZM207 138L209 139V137L211 138V136L210 135H208V133H207ZM224 136V135H223ZM236 136V135H235ZM234 136V137H235ZM245 136V137H246ZM248 136V137H249ZM252 136V135H251ZM254 136V135H253ZM252 136V137H253ZM81 137V136H80ZM83 137V136H82ZM81 137V138H82ZM112 137V136H111ZM115 137V135L113 136V138ZM193 137V136H192ZM259 137V136H258ZM91 138H92V136H91ZM119 137H118V141H119V139H120ZM130 138V137H129ZM132 138V137H131ZM130 138V139H131ZM137 137H135V139H136ZM164 138H165V136H164ZM163 138V140L164 141H166L165 143H167L168 141L167 140H169L170 139V137H169V139H164ZM174 138H176V136L174 137ZM174 138H173V141L172 142H174ZM181 138V137H180ZM179 138V139H180ZM186 138V137H185ZM185 138H183L184 139V141L186 140ZM197 139H199L198 138V136L196 137ZM222 138V137H221ZM225 138V137H224ZM236 138H238V137H236ZM262 138V137H261ZM115 139V138H114ZM129 139V140H130ZM141 139V138H140ZM143 139V138H142ZM141 139V140H142ZM147 139H150V140H152L153 141V137H152V139L149 137V138H147ZM155 139V138H154ZM182 139V138H181ZM183 139L182 140H180L181 141V143H180V145L182 144V141H183ZM190 138L189 137H187V140H189ZM204 139V138H203ZM203 139H202V141H203ZM223 139V138H222ZM230 139V138H229ZM239 139V138H238ZM243 139V138H242ZM241 139V140H242ZM245 139V138H244ZM248 140H249V138H247ZM255 139V138H254ZM254 139H250L252 142H254L253 140ZM257 139V138H256ZM263 139V138H262ZM81 140V139H80ZM82 140H84V139H82ZM87 140V139H86ZM90 140V139H89ZM89 140H87V141H89ZM125 140H127V141H129L128 139H125ZM132 140V139H131ZM131 140H130V142H131ZM138 140H139V137H138ZM143 140H145V139H143ZM156 140H158L157 138H156ZM161 140H162V138H161ZM171 140H172V138H171ZM176 141L178 140L177 138L175 139ZM196 139H194L193 141H195ZM205 141L207 140L206 139V135H205V139H204ZM210 140V139H209ZM211 140H213V136H212V139ZM225 140V139H224ZM227 140V139H226ZM240 140V139H239ZM248 140H245V141H248ZM259 140V139H258ZM261 140V139H260ZM259 140V141H260ZM105 141H107V142H109V143H107V145H106V143H105ZM114 141V140H113ZM112 141V142H113ZM117 140H115V142H118ZM120 141H121V139H120ZM126 141V142H127ZM147 141H149V140H146L145 142L147 143ZM155 141V140H154ZM154 141L151 143L152 144V146H154L152 149H151V151H152V153L151 154H153L154 155V157H157L158 156V158H160V157H162V156H160L159 154V152H158V149H159V147H157V146H161L162 147V149H163V155L165 156V155H167L168 154V152H166V150H164V149H167V148H169L170 146L168 145V143H170V140H169V142L167 143V146H169V147H166V148H164L161 144H159V145H157V143H160V142H157L156 141V143L154 144ZM159 141V140H158ZM175 141V142H176ZM179 141V140H178ZM191 141V140H190ZM198 141V140H197ZM223 141V140H222ZM227 141H229V140H227ZM226 141V142H227ZM234 141V140H233ZM257 141V140H256ZM258 141V142H259ZM122 142H123V140H122ZM151 142V141H150ZM172 142L170 143L173 147H174V143L172 144ZM200 142V141H199ZM207 142H209V141H207ZM224 142V141H223ZM223 142H222V144H223ZM238 142H240V141H238ZM262 142V141H261ZM260 142V143H261ZM24 144V148H22V146L23 145H21V144ZM80 143V142H79ZM83 143H84V141H83ZM119 143V142H118ZM124 143V142H123ZM123 143H121V144H123ZM138 143V142H137ZM136 143V144H137ZM164 143V144H165ZM179 143V142H178ZM194 143L196 144V142H193V144H191L190 143V145L192 146V145H194ZM198 143V142H197ZM211 143V144H212ZM242 143H244V140L241 142V144ZM248 143V145H250V144H253V143H250L249 144V141L247 142ZM97 144V143H96ZM99 144V143H98ZM97 144V145H98ZM101 144V145H102ZM114 144V145H113ZM112 145H113V147L115 146V143H113ZM125 144V143H124ZM127 144H129V142L127 143ZM136 144H134L133 146H135ZM150 144V145H151ZM154 144V145H153ZM201 145H202V143H200ZM203 144H204V141H203ZM207 144V143H206ZM211 144L209 145L210 146V148L212 149V148H214V147H211ZM226 144H231V143H226ZM238 144V143H237ZM240 144V143H239ZM246 144V143H245ZM242 145L243 146V155H245L244 154V152L245 153H247L245 150H244V146L246 147V145ZM255 144V143H254ZM253 144V145H254ZM79 145V144H78ZM82 145V144H81ZM100 145V144H99ZM111 145V146H112ZM137 145H139L140 146V144H137ZM183 145V144H182ZM182 145H181V147H182ZM184 145H185V143H184ZM187 145V144H186ZM183 146V147H188V146ZM199 145V144H198ZM212 145V146H213ZM225 145V144H224ZM223 145V146H224ZM261 145V144H260ZM260 145H259V147H260ZM263 145V144H262ZM76 146V145H75ZM121 147V145H117V147ZM124 146L125 145H123L122 146V149L124 148ZM127 146H129V145H127ZM139 146H137L138 148H139ZM143 146V145H142ZM146 146V145H145ZM164 146H166V145H164ZM177 146V145H176ZM175 146V147H176ZM179 146V145H178ZM177 146V147H178ZM197 146V145H196ZM203 146V148L206 146H204V145H202ZM202 146H200V147H202ZM208 146V145H207ZM206 146V148H208ZM228 146V145H227ZM237 146V145H236ZM256 146V145H255ZM33 147H35V152H32L31 151V148H33ZM102 147V146H101ZM104 147V148H105ZM130 147V146H129ZM172 147V148H173ZM176 147V148H177ZM193 147V146H192ZM199 147V148H200ZM239 147V146H238ZM258 147V148H259ZM262 147V146H261ZM110 148H112V147H110ZM131 148V147H130ZM129 148V149H130ZM135 148H136V146H135ZM134 148V149H135ZM143 148V147H142ZM175 148V149H176ZM190 148V147H189ZM195 148V147H194ZM198 148V149H199ZM202 148V149H203ZM210 148H209V150H210ZM215 148H217L216 150H214L213 152H216V154H218V155H220V154H222V150L221 149H219V148H221V147H215ZM232 148V147H231ZM234 148V147H233ZM241 147H239V149H240ZM247 148V147H246ZM248 148H250L249 146H248ZM247 148V149H248ZM258 148L256 149L255 148V150H258ZM108 149H109V152H107L106 153V151H108ZM125 149L127 150V148H126V146H125ZM132 149V148H131ZM134 149H133V151H134ZM139 149H141V148H139ZM174 149V148H173ZM173 149L171 150V151H173ZM192 149V148H191ZM228 149H229V147H228ZM236 149V148H235ZM260 149V148H259ZM262 149V148H261ZM117 151H118V149H116ZM120 150V149H119ZM147 150V149H146ZM145 150V151H146ZM161 150V149H160ZM159 150V151H160ZM177 151L179 150L178 148L176 149ZM184 150V149H183ZM190 150V149H189ZM205 150V149H204ZM207 150V149H206ZM209 150H207L208 152H209ZM223 150H225L224 152H226L227 150H226V148L224 147L223 148ZM238 150V149H237ZM250 150V149H249ZM255 150H253L254 152H255ZM114 151V150H113ZM121 151V150H120ZM119 151V152H120ZM132 151V150H131ZM137 151V152H136ZM136 153H137V156H138V153H140V152H138V150L136 149ZM142 151V150H141ZM150 151V150H149ZM150 151V152H151ZM164 151H165V153H164ZM168 151V150H167ZM169 151H170V148H169ZM170 151V152H171ZM180 152V155H181V149L179 150ZM191 151V150H190ZM190 151H189V156H191V159L193 160L194 158H192V155L194 154H192V155H190ZM194 151H196L195 152V157L197 156L196 155V153H197V150L195 149ZM230 151V150H229ZM236 151V150H235ZM263 151V150H262ZM116 152V151H115ZM144 152V151H143ZM174 152H176V151H174ZM184 152V151H183ZM186 152V151H185ZM206 152V151H205ZM211 152V151H210ZM212 152V153H213ZM232 152V151H231ZM264 152V151H263ZM104 153V154H103ZM113 153V152H112ZM133 153V152H132ZM135 153V154H136ZM149 153V152H148ZM173 153V152H172ZM178 153V152H177ZM192 153V152H191ZM211 153V154H212ZM227 153H229V152H227ZM235 153V152H234ZM238 152H236L235 154H237ZM116 154V153H115ZM117 154H118V152H117ZM129 154V153H128ZM134 154V153H133ZM133 154H131L132 156H133ZM170 154V153H169ZM176 153H173L172 155L174 156ZM184 153H182V155H183ZM209 154V153H208ZM210 154V155H211ZM224 154V153H223ZM222 154V156H224ZM252 154H255V153H253L252 152ZM262 154H264V153H262ZM261 154V155H262ZM122 155H123V153H122ZM140 155V154H139ZM147 155V154H146ZM181 155V156H182ZM227 155V154H226ZM241 155V154H240ZM249 155V154H248ZM260 155V153L258 154V156ZM107 156H108V154H107ZM127 156V155H126ZM130 156V155H129ZM160 156V157H159ZM171 156V155H170ZM169 156V157H170ZM183 156H185V154L183 155ZM182 156V157H183ZM187 156H188V154H187ZM221 156V155H220ZM222 156H221V158H222ZM233 156V155H232ZM250 156H252V155H250ZM250 156H248V157H250ZM256 156H257V153H256ZM101 157V158H100ZM111 157V156H110ZM113 157H114V155H113ZM116 157H118V156H116ZM115 157V158H116ZM142 157V156H141ZM166 157V156H165ZM172 157V156H171ZM228 157V156H227ZM241 157V156H240ZM247 156H245V158L247 159L248 158ZM114 158V159H115ZM119 158V157H118ZM130 158V157H129ZM129 158H127V159H129ZM137 158H140V157H137ZM151 158H153V157H151ZM174 158V160H175V157H173ZM180 158V157H179ZM188 158L189 157H186V160L187 161H191V160H188ZM197 158H198V156H197ZM207 158V157H206ZM213 158V157H212ZM220 158V159H221ZM233 158V157H232ZM235 158V157H234ZM245 158H240V159H245ZM258 158H260V156L259 157H257V159ZM261 158H262V156H261ZM98 159L100 160V161H102V162H100L96 167L94 166L95 165V162H94V160H97V163H98ZM113 159V160H114ZM121 159V157L119 158V160ZM124 159H126V158H124ZM126 159V161L125 162H128V160ZM165 159V158H164ZM164 159H159V162L158 163H160V160L161 161H163ZM167 159H168V157H167ZM170 159H172V158H170ZM182 159V158H181ZM190 159V158H189ZM210 159V158H209ZM208 159V160H209ZM219 159V158H218ZM217 159V160H218ZM223 159V158H222ZM221 159V160H222ZM238 159V160H237ZM237 159H235L236 160V162H232V164H230V165H228V166H225L226 168L224 169V170H222L221 169V171H226L225 173L228 175H226V174H223V176H227V177H231L232 178V181H235L234 179L235 178H238V177H236V175L237 174H239V173H241V171L240 170H242V172H244V170H243V168L241 169V168H239V165L237 164L239 161V164H240V166L241 165H243V164H241V160H239V157L237 158ZM246 159L244 160V161H246ZM254 161L256 160V162H260L261 160H258L257 161V159H255V156H254ZM58 160H65L66 162H67V164H66V167L68 168V169H74V170H77L76 172H81V173H79V174H77V175H74L73 176V174L72 175H70V176H67L68 178H70V179H72V181L71 182H73L74 184H72V183H69V182H67V184L69 183V184H72V185H74V186H78L79 187V185H77L78 183H80V185L82 184V185H85L84 187H81V188H79V191L77 192L78 194H77V198H75V199H80L82 196L83 197H85L84 196V194H86V196L89 194V192H91L92 194H93V196L95 197V198H98V200L94 203V204H89V206L88 207H86V206H80V207H78V209H76L75 208V204H74V202L75 201H72L73 202V205H74V207L73 206H70L69 205V203H67V202H63V201H61V200H59V198H61V197H58V196H61L59 193L61 192V191H63V190H61L60 191V187H59V184H60V182H62V179H59V178H54V179H47V182H46V180L45 179H43L45 182L44 183H39V179H40V176H41V174H42V171L44 170V168L49 164V163H55V162H57ZM108 160H110V159H108ZM107 160V162H108V164H109V161ZM123 160V159H122ZM122 160H120V161H122ZM131 160H132V157H131ZM136 160V159H135ZM138 160V159H137ZM152 160V159H151ZM157 160V159H156ZM166 160V159H165ZM164 160V163L166 162ZM184 160V159H183ZM186 160H184L185 162H186ZM220 160V161H221ZM224 160H228V159H224ZM224 160H222V161H224ZM248 160V159H247ZM105 161V160H104ZM114 161H116V160H114ZM155 161V160H154ZM170 161V160H169ZM169 161H167V162H169ZM181 161V160H180ZM184 161H182V166H183V164L185 163ZM205 161V160H204ZM231 161H234L233 159L231 160ZM230 161V162H231ZM238 161V162H237ZM251 161H253V160H251ZM263 161V160H262ZM261 161V162H262ZM111 162V161H110ZM123 162V161H122ZM130 163L132 162V161H129ZM143 162V161H142ZM144 162H146V161H144ZM207 162V161H206ZM209 162H210V160H209ZM208 162V163H209ZM219 162V161H218ZM228 162H229V160H228ZM243 162V161H242ZM249 162L250 161H247V163L249 164ZM256 162H253V163H256ZM111 163H113V162H111ZM111 163L109 164L110 166H111ZM118 163V162H117ZM139 163V162H138ZM141 163V162H140ZM172 163V160L169 162V164H171ZM198 163V162H197ZM213 162L211 161V164H212ZM217 163V162H216ZM223 163H226V162H223ZM244 163V162H243ZM246 163V162H245ZM244 163V164H245ZM246 163V164H247ZM253 163L251 164V165H253ZM62 164H64V163H62ZM147 164H149V163H147ZM173 164V163H172ZM172 164H171V167H176V165L175 166H172ZM175 164V163H174ZM181 164V163H180ZM188 164H189V162H188ZM191 164V163H190ZM189 164V165H190ZM207 164V163H206ZM205 164V165H206ZM210 163H209V165H211ZM221 164V163H220ZM259 164H261V163H259ZM258 164V165H259ZM150 165V164H149ZM148 165V166H149ZM152 165V164H151ZM150 165V166H151ZM157 165H159V164H157L156 162H155V164H154V166H155V168H156V166ZM160 165H162V163L160 164ZM164 165H166V164H164ZM184 165H187V163H185ZM54 166V165H53ZM108 166V165H107ZM106 166V167H107ZM109 166V168H111ZM125 166V165H124ZM167 166H169V165H166V168H169V167H167ZM178 167H179V164L177 165ZM181 166V165H180ZM181 166V167H182ZM212 166V165H211ZM243 166H245V165H243ZM254 166H256V165H254ZM259 166H262V164L261 165H259ZM60 167V166H59ZM63 167V166H62ZM158 167V166H157ZM160 167V166H159ZM170 167V168H171ZM183 167H185V166H183ZM187 167H188V165H187ZM190 167H192V166H190ZM217 167V166H216ZM264 167V166H263ZM51 168V167H50ZM108 168V167H107ZM150 168L151 167H149V169L148 168H146V169H148V170H150ZM172 168V169H173ZM218 168V167H217ZM217 168H215V169H217ZM220 168H222V166L220 167ZM245 168V167H244ZM248 168H250V167H248ZM254 168V167H253ZM257 168H259L260 169V167H258L257 166ZM47 169H48V167H47ZM67 169V170H68ZM106 169V168H105ZM112 169H114V168H112ZM151 169H153V168H151ZM157 169V168H156ZM155 169V170H156ZM163 169V168H162ZM161 169V170H162ZM176 169V168H175ZM185 169H187V168H185ZM201 169V168H200ZM240 169V170H239ZM245 169H247V167L245 168ZM255 169L256 168H254L253 170H254V172H255ZM264 169V168H263ZM263 169H261V171L263 170ZM46 170V169H45ZM154 170V169H153ZM153 170L151 171L154 175L155 174H157L156 173V171L155 172H153ZM158 170V169H157ZM160 170V169H159ZM158 170V171H159ZM178 170V169H177ZM181 170V169H180ZM195 170V169H194ZM194 170H192V171H194ZM256 170H258V169H256ZM47 171V170H46ZM51 171V170H50ZM110 171V170H109ZM163 171V170H162ZM181 171H183V172H185L184 171V169H182ZM181 171H179L178 173L180 174V172ZM189 171V170H188ZM188 171H186L185 173H187ZM197 171H199L198 169H197ZM201 171H202V169H201ZM200 171V172H201ZM203 171H205V170H203ZM251 171V170H250ZM48 172H49V170H48ZM47 172V173H48ZM75 172V171H74ZM164 172H166V174L168 173V172H170L169 170H168V172L167 171H164ZM163 172V173H164ZM174 172V171H173ZM191 172V171H190ZM215 172V171H214ZM246 172V171H245ZM244 172V173H245ZM253 172V171H252ZM257 172V171H256ZM256 172H255V174H256ZM260 171H258V173H259ZM51 173V172H50ZM69 173H73V172H68V175H69ZM150 173V172H149ZM160 173V172H159ZM162 173V174H163ZM171 173L172 172H170V174L169 175H171ZM182 173V172H181ZM194 173V172H193ZM199 173V172H198ZM203 173V172H202ZM202 173H199V175L201 174V178L202 177H204L205 176V172L202 174ZM261 173V172H260ZM44 174H46V173H44ZM54 175L56 174V173H53ZM76 174V173H75ZM113 174V173H112ZM191 174H192V172H191ZM196 174H197V172H196ZM222 174V173H221ZM242 174V173H241ZM253 174V173H252ZM51 175H52V173H51ZM50 175V176H51ZM147 175H149L150 177H148ZM160 175V174H159ZM175 175V174H174ZM186 175V174H185ZM184 175V176H185ZM195 175V174H194ZM193 175V176H194ZM198 175V174H197ZM197 175H196V177H197ZM204 175V176H203ZM245 175V174H244ZM244 175L242 174V176H239L240 177V179L239 180H241L243 177H244ZM257 175V174H256ZM255 175V176H256ZM259 175V174H258ZM262 175V174H261ZM43 176H45V177H47V176H49V175H43ZM58 176V175H57ZM61 176H64V174L63 175H61ZM88 176V175H87ZM93 176V175H92ZM156 176V175H155ZM163 176V175H162ZM179 176H181V174L179 175ZM178 176V177H179ZM183 176V177H184ZM192 176V177H193ZM208 175H206L205 177H207ZM42 177V176H41ZM56 177V176H55ZM59 177V176H58ZM64 177H66V176H64ZM66 177V178H67ZM161 177V176H160ZM170 177H172V176H170ZM186 177V176H185ZM191 177V179H193ZM217 177V176H216ZM233 177H234V179H233ZM245 177H247V176H245ZM254 177V176H253ZM252 177V178H253ZM262 177V176H261ZM51 178V177H50ZM53 178V177H52ZM61 178V177H60ZM67 178V179H68ZM175 178L176 177H174V179H172V178H169V179H171V181H173V180H175ZM181 178H182V176H181ZM190 178V177H189ZM188 177L187 178H184V179H189ZM194 178H195V176H194ZM252 178H250V179H252ZM260 178V176H258V178H257V180ZM66 179V180H67ZM88 179V178H87ZM86 179V180H87ZM163 179H166L165 178V176H164V178ZM168 179V180H169ZM200 179V178H199ZM204 179V178H203ZM208 179V178H207ZM216 179V178H215ZM220 179V178H219ZM157 180V179H156ZM167 180V179H166ZM176 180H178L179 181V178L178 179H176ZM182 179H180V184H183L184 182H185V180L182 182L181 181ZM197 180V179H196ZM196 180H194V182L196 181ZM225 180L227 181V178L225 177ZM261 180H263L264 181V178L263 179H260V181ZM70 181V180H69ZM170 181V180H169ZM170 181V182H171ZM216 181V180H215ZM231 181V182H232ZM256 181V180H255ZM259 181V182H260ZM263 181H261V182H263ZM42 182V181H41ZM64 182V181H63ZM62 182V185L65 183H63ZM160 182V181H159ZM165 181H162V183H164ZM167 182V181H166ZM177 182V181H176ZM188 182V181H187ZM199 182V181H198ZM224 183H225V181H223ZM175 183V181L173 182V185H175L174 184ZM202 184V180H201V182H199V184ZM229 183V182H228ZM236 183V182H235ZM238 183V182H237ZM76 184V185H75ZM159 184V183H158ZM160 184H161V182H160ZM166 183H164V185H165ZM169 185H172V184H170V183H168ZM197 184V183H196ZM199 184H197V185H199ZM227 184V183H226ZM62 185H60L61 186V189H62ZM66 185V184H65ZM64 185V186H65ZM71 185V186H72ZM152 185V184H151ZM156 186L157 184H153V186ZM163 185V184H162ZM173 185L172 186H169V187H173ZM177 185V184H176ZM195 185V184H194ZM197 185H195V186H197ZM220 185V184H219ZM224 185V184H223ZM263 185V184H262ZM165 186H167V185H165ZM179 186H181V185H178V187ZM231 186V184L230 185H228L227 187H230ZM254 186L256 187V189H254V190H252L253 188H254ZM264 186V185H263ZM262 186V187H263ZM67 187H69V186H67ZM148 187V188H149ZM156 187H158V186H156ZM215 187V186H214ZM223 187V186H222ZM221 187V188H222ZM103 190H102V189ZM165 188V187H164ZM170 188V191H172L173 189H175V190H179V189H177L176 187L175 188H173V189H171ZM191 188V187H190ZM202 189H203V187H201ZM200 188V189H201ZM218 188V187H217ZM224 188V187H223ZM261 188V187H260ZM88 189H89V192H87L88 191ZM149 189H153V188H149ZM157 189V188H156ZM162 189V188H161ZM166 189V188H165ZM168 189V188H167ZM189 189V188H188ZM196 189H197V187H196ZM196 189L194 190V191H196ZM199 189V188H198ZM202 189L200 190L201 192H202ZM204 189H205V186H204ZM225 189V188H224ZM65 190V189H64ZM68 190V189H67ZM66 190V191H67ZM70 190V189H69ZM73 190V189H72ZM72 190H71V193H72ZM102 190V191H101ZM163 190V189H162ZM162 190H158V192L159 191H161V193H163L162 192ZM184 190V189H183ZM182 190V191H183ZM190 190V189H189ZM215 190H216V188H215ZM256 190V191H257ZM261 190H262V188H261ZM263 190H264V188H263ZM65 191V192H66ZM147 191V190H146ZM146 191H145V194L144 193H142L141 194V196L143 195V197L145 198H149L150 197V192H148L147 191V193H146ZM156 191V190H155ZM167 191V190H166ZM165 191V192H166ZM188 190H186V192H187ZM191 191V190H190ZM193 191V192H194ZM199 190H197L196 192H198ZM206 191V190H205ZM204 191V192H205ZM226 191V190H225ZM230 192H233V191H231V189L229 190ZM74 192V191H73ZM164 192V193H165ZM167 192H169V191H167ZM176 192V191H175ZM174 192V193H175ZM181 192V191H180ZM217 192V191H216ZM263 192V191H262ZM88 193V194H87ZM172 193V192H171ZM170 192H169V194H171ZM185 193V192H184ZM222 193V192H221ZM221 193H219V194H221ZM224 193V192H223ZM62 194V193H61ZM63 194H64V192H63ZM68 194V193H67ZM70 194V193H69ZM68 194V195H69ZM76 194V193H75ZM160 194V193H159ZM158 194V195H159ZM168 194V195H169ZM175 194H178V193H175ZM194 194H196V193H194ZM197 194H199V192L197 193ZM197 194H196V196H197ZM201 194V193H200ZM204 194V193H203ZM203 194H201L200 195V197L203 195ZM91 195V194H90ZM162 195V194H161ZM179 195V194H178ZM185 195V194H184ZM183 195V196H184ZM190 194H188V196H189ZM224 195V194H223ZM225 195V196H226ZM234 195V194H233ZM22 196V195H21ZM65 196V195H64ZM81 196V197H80ZM157 196V195H156ZM166 196H167V194H166ZM165 196V197H166ZM175 196H177V195H175ZM180 196V195H179ZM178 196V197H179ZM194 196V195H193ZM218 196V195H217ZM23 197V196H22ZM158 197V196H157ZM161 197V196H160ZM162 197H163V195H162ZM171 197V196H170ZM181 197H182V194H181ZM199 197V196H198ZM199 197V198H200ZM264 197V196H263ZM19 198V197H18ZM24 198H25V196H24ZM29 198V197H28ZM69 198V196L67 197V199ZM93 198V197H92ZM140 198V197H139ZM155 198V197H154ZM154 198H152V199H154ZM168 198V197H167ZM174 198V196L172 197V199ZM176 198V197H175ZM183 198V197H182ZM182 198H180V199H182ZM203 198V197H202ZM255 198H258V201L256 202L257 203V206L255 205V203H252V201L255 199ZM21 199V198H20ZM27 199V198H26ZM70 199V198H69ZM90 199H91V197H90ZM156 199V198H155ZM158 199V198H157ZM157 199H156V201H157ZM163 199H165V198H163ZM169 199V198H168ZM179 199V198H178ZM178 199L176 198V200L178 201ZM179 199V200H180ZM185 199V200H186ZM262 199H264V198H262ZM14 200L16 201V200H18V199H16V198H14ZM24 199L22 198L21 199V201H23ZM64 200H66L65 198H64ZM73 200V199H72ZM87 200V199H86ZM143 200V199H142ZM159 200V199H158ZM183 200V199H182ZM19 201V200H18ZM21 201H19V202H21ZM26 201V200H25ZM70 201H71V199H70ZM77 201H82V199L81 200H77ZM95 201V200H94ZM137 201V202H138ZM150 201V200H149ZM152 201V200H151ZM150 201V202H151ZM159 201H162V199L161 200H159ZM165 201V203L164 204H166V206L164 207V208H166L167 206H168V208H169V206H170V204L168 205V202H166V200H164ZM163 201V202H164ZM174 200H172L171 202H173ZM264 201V200H263ZM86 202H88V201H86ZM149 202V203H150ZM158 202V201H157ZM183 203L185 202V201H182ZM205 202V203H204ZM10 203V202H9ZM23 203H24V201H23ZM82 203V202H81ZM140 203V202H139ZM138 203V204H139ZM152 203V202H151ZM147 204V205H152V204ZM160 203V202H159ZM158 203V204H159ZM174 203H176V202H174ZM174 203H172L171 205L173 206V204ZM178 203H179V201H178ZM264 203V202H263ZM11 204V203H10ZM9 204V205H10ZM71 204V203H70ZM77 204L79 205V203L77 202ZM87 204V203H86ZM144 204V203H143ZM142 204V202H141V204L140 205H143ZM161 204V203H160ZM160 204L159 205H157L156 207V209H155V206H154V210H157L158 209V207L160 206ZM164 204H162L161 206H163ZM177 204V203H176ZM185 204V203H184ZM196 204V205H197ZM204 204V205H203ZM8 205V203H7V206H9ZM12 205H14V204H12ZM15 205H17L16 203H15ZM77 205V206H78ZM137 205V204H136ZM139 205V206H140ZM183 205V204H182ZM187 205L189 206L190 205V203H187ZM187 205H186V208H184V205L182 206L183 207V209H186V211H188V209H189V207H187ZM202 205H203V207H202ZM133 206H135V205H133ZM139 206H138V208H139ZM171 206V207H172ZM192 206V205H191ZM15 207V206H14ZM17 207V206H16ZM16 207H15V209H16ZM143 207V206H142ZM141 207V208H142ZM149 208H150V206H148ZM174 207H175V205H174ZM181 206H180V208H182ZM5 208H7V207H5ZM10 208L11 209H13V207H10L9 206V210H10ZM138 208H136V209H138ZM151 208H153L152 206H151ZM161 208H163V207H160L159 209H161ZM188 208V209H187ZM194 208V209H193ZM216 208H218V207H216ZM8 209H6V210H8ZM17 209H19V207L17 208ZM131 209H133V208H131ZM135 209V208H134ZM172 209H173V207H172ZM179 209V208H178ZM20 210V209H19ZM57 210H58V214L61 212V214H62V217H60V218H63L64 219V222L61 224L62 226H61V228H59V226H58V224H59V222H58V214H56V212H57ZM141 210V209H140ZM143 210V209H142ZM147 210H149L148 208L146 209V211ZM164 210V209H163ZM12 211V210H11ZM139 211V210H138ZM144 211V210H143ZM146 211H145V213H146ZM151 211V210H150ZM157 211H159V210H157ZM168 211V210H167ZM172 211V210H171ZM171 211H170V213H171ZM173 211H174V209H173ZM172 211V213H171V215H178V213L176 212V214H175V212H173ZM176 211H178L177 209H176ZM190 211H188V212H190ZM198 211V212H197ZM207 211V210H206ZM211 211V210H210ZM209 211V212H210ZM215 210H213L212 212H214ZM6 212V211H5ZM13 212H17V211H13ZM133 212V211H132ZM156 212V211H155ZM163 212V211H162ZM188 212H187V214H186V212H185V215L187 216L188 215ZM197 212V213H196ZM203 212V211H202ZM211 212V213H212ZM157 213V212H156ZM205 213V212H204ZM210 213V214H211ZM14 214V213H13ZM131 214V213H130ZM133 214V213H132ZM149 214V213H148ZM184 214V213H183ZM190 214V213H189ZM206 214V213H205ZM208 214V213H207ZM213 214V213H212ZM11 215V214H10ZM83 215H85L87 218H86V220H91V221H93L94 223H95V227H96V229H97V232L98 233H96L95 234V236H93L92 234H81V233H77L78 231H79V228H78V224L80 223V219L82 220V218H78L79 216H83ZM150 215V214H149ZM157 215V214H156ZM170 215V216H171ZM184 215V216H185ZM202 215V214H201ZM252 216V220H251V222H248V223H246L245 222V220H244V222H242L243 220H242V218L245 216ZM132 216V215H131ZM146 216H147V213H146ZM151 216V215H150ZM150 216L148 217V218H150ZM181 216V215H180ZM179 216V217H180ZM189 216V215H188ZM188 216H187V218H188ZM202 216H204V214L202 215ZM208 216V215H207ZM251 216H250V218H251ZM134 217V216H133ZM132 217V218H133ZM136 217H137V215H136ZM182 217V216H181ZM180 217V218H181ZM201 217V216H200ZM209 217H210V215H209ZM59 218V219H60ZM84 218V217H83ZM135 218V217H134ZM144 218V217H143ZM148 218H146L147 220H149ZM171 218V217H170ZM173 218V217H172ZM186 217H185V219H187ZM203 219H205L204 217H202ZM249 218V219H250ZM129 220H130V218H128ZM145 219V220H146ZM154 219H153V221H154ZM184 219V218H183ZM193 219V218H192ZM206 219H210V218H206ZM244 219V218H243ZM138 220V219H137ZM201 220V219H200ZM90 221V222H91ZM131 221V220H130ZM150 221H152L151 219L149 220V222ZM172 221V222H171ZM185 221V220H184ZM194 221V220H193ZM207 221V220H206ZM249 221V220H248ZM90 222H88V223H90ZM134 222H137L136 220L134 221ZM155 222V221H154ZM188 222V223H187ZM201 222V221H200ZM84 223V225L86 226V224H85V222H83ZM150 223H152V222H150ZM150 223H148V224H150ZM82 224V223H81ZM192 224H194V223H192ZM191 224V225H192ZM227 224H229V225H231V226H234L235 227V229L236 228H240L241 226H243V225H245V227H246V229L245 230H243V231H241V232H239L231 241H229V243H226V244H222V245H216V246H211L210 244V231H214V230H212V228H215V227H212V226H214V225H227ZM248 224V225H247ZM83 225V224H82ZM88 225V224H87ZM139 225H141V224H139ZM195 225H198V224H195ZM195 225H193V226H195ZM92 226V225H91ZM84 227V226H83ZM87 227V226H86ZM127 227V226H126ZM80 228H81V225H80ZM85 228V227H84ZM219 228V227H218ZM228 228H230V229H232V227H228ZM227 228V231L229 230ZM3 229V228H2ZM60 229H62L63 231H61L62 232V234H63V236L65 235V241H67V242H70V244L72 245V247H74V248H71V249H66L65 248V246L62 248V247H57V246H55L54 248L52 247V241H50V242H47V241H45L44 239L46 238H48V237H50L51 238V236H53L51 233L52 232H54V231H60ZM92 229V228H91ZM226 229V228H225ZM78 230V231H77ZM81 230V229H80ZM216 230L217 229H215V232L214 233H216ZM240 230V229H239ZM238 230V231H239ZM1 231V230H0ZM96 231V230H95ZM182 232V235L181 236H183V233H186V237L188 238L187 239V242H185V240H186V238H184L185 240L183 241V242H179V241H175V236H173V235H175V234H177L178 232ZM218 231H221V228H220V230L218 229ZM217 231V233L216 234H218L219 232ZM223 231V230H222ZM227 231L225 232V230H224V232L225 233H227ZM5 232V231H4ZM48 232H50V234H51V236H48V237H45L44 235H46V233H48ZM59 233V232H58ZM92 233V232H91ZM230 233V232H229ZM233 233V232H232ZM49 234V235H50ZM181 234V233H180ZM213 234V233H212ZM48 235V234H47ZM72 237H71V236ZM178 236H180V235H178ZM213 236H214V234H213ZM60 237V236H59ZM88 237H91V239L89 240V239H87ZM178 238H180V237H178ZM177 238V239H178ZM214 238V237H213ZM212 238V239H213ZM222 238V237H221ZM259 238V237H258ZM140 239H142L143 241H144V243L142 244V245H139L140 244ZM218 239V238H217ZM183 240V239H182ZM215 240H216V238H214V242H215ZM258 240V239H257ZM256 240V241H257ZM62 241H63V239H62ZM61 241V238H60V244L62 243L63 244V242H65V241H63L62 242ZM86 241H88L87 243H85ZM219 241V240H218ZM261 241V239L258 241V242H260ZM213 242V243H214ZM255 242V241H254ZM254 242H252V245H253V243ZM263 242V241H262ZM261 242V243H262ZM85 243V244H84ZM186 243H187V245H188V247H187V245H186ZM250 243V242H249ZM216 244V243H215ZM255 244V243H254ZM258 244V243H257ZM264 244V243H263ZM49 245H51V247H49ZM65 245V244H64ZM69 245V244H68ZM251 245V246H252ZM63 246V245H62ZM67 247V246H66ZM70 247V246H69ZM264 247V246H263ZM46 248H50L48 251H46ZM225 250H229L230 252H231V255L229 256V257H227V258H225V259H222L221 258V252L223 251H225ZM256 251V250H255ZM46 252V253H45ZM45 253V254H44ZM155 253V254H154ZM227 253V252H226ZM248 253H249V251H248ZM252 253V252H251ZM158 255V260L156 259V258H154L152 261H151V259L150 258H152L153 256L152 255ZM247 254V253H246ZM245 254V255H246ZM3 255V254H2ZM156 255V256H157ZM248 255V254H247ZM226 256V255H225ZM3 256H1V258H2ZM215 257H219V258H215ZM0 258V259H1ZM3 259V258H2ZM218 259H221V260H218ZM157 260V261H156ZM190 263H191V261H190Z\"/></svg>",
	"mask_w": 264,
	"mask_h": 264
},
{
	"label": "rangeland",
	"instance_id": "374dc122",
	"mask_svg": "<svg viewBox=\"0 0 264 264\" xmlns=\"http://www.w3.org/2000/svg\"><path fill=\"white\" fill-rule=\"evenodd\" d=\"M6 0H0V6H3V9H4V11H5V16H3V17H0V21L2 20V22H6L7 24H14L15 22H19V23H24V25L26 26L27 24H28V22H30L31 20H34L35 22H39V21H43V20H46L47 18L49 19L50 17H57V16H59V15H61L62 14V12H64V11H67V10H77L76 12L74 11V13H77L78 11H80L83 15H87V16H89V18H90V22H92V23H88L87 25H86V28H85V30H83V33H86L87 32V30H88V32H87V34L86 35H84L83 33H81L80 35H79V38L80 37H82V39L80 38V42L81 41H85L84 42V44H79V45H77L78 47H80V48H78V47H76V49H75V52H74V54L75 55H73V57H74V59H73V64H75V66L77 67H73L72 69H74V68H76L75 69V72L73 73V74H71V75H67L65 72H63V71H61V69H60V67H57V66H53L54 68H52V66H51V69L50 70H48V71H46V70H44L40 75H39V77L38 78H40L41 79V81H42V85L46 88V89H43L41 92H39L37 95H38V97L41 99L40 100V103L41 104H43V102L44 103H46V101H45V99L47 100V102H48V100L50 99V98H52V96L53 95H56L58 92L59 93H66V92H71L72 90L71 89H74L73 87H75L76 85H77V87L81 84H85V82H87V80H89L91 77V79H93V77L95 78V76H96V78H97V76H98V78H100V79H94L93 81V85L92 86H90L89 87V89L88 90H90L89 92V94H91V95H89V101H93L94 100V98H95V95H96V92H100L101 93V91L103 92V93H101V95H102V98L104 99V100H106L107 102H109V99H111L112 101H110V102H112V104L111 103H109V105L111 104V108H109L108 106L109 105H107L106 107H105V114L107 115H101L100 113V116H99V114L98 113H96L97 115H94L95 113H93L92 115H90V117H88V113H90V112H88L87 111V106L85 105V102H83V100H84V96H83V94L81 93V91H79V89H75V92H73V94L74 95H77V97H76V101H77V99H78V101L77 102H74L73 103V105H72V108H74V110H72V108L71 107H69L68 109H65L63 112H65V113H62V114H60V115H58V122H59V124L57 125L56 123H57V121H56V123H55V125H48L46 128H44L41 132L39 131V133H38V135H41V134H48L50 131V135H54L55 133H57V132H59V131H61L62 130V128L67 124H69V122H70V124H71V122H72V124L74 123V125L75 126H77L76 127V131H79V132H76V137L79 139V142L80 143H75V145L73 146V148H78V149H80L81 147L83 148V147H87L88 146V144H89V146H92V144L94 145H96V146H98V147H100L101 149H102V151L104 152L105 150H107L106 149V147L108 146H110V147H112V148H110L109 147V149H110V151L112 150V152H109V149H108V151H106V153L107 152H109V153H107L108 154V156H107V154L106 155H104V157L106 158V159H103V158H101L100 160H102V161H100L99 159H98V163H97V160H94V162H95V167L100 163V162H102V163H100L101 165H102V167H104L103 169L104 170H102V168L100 169V170H98V174L95 172L94 173V171H93V174H87V175H84L83 173H81V172H76L77 170H74V169H68L67 167H66V164H67V162L65 161V160H58L57 162H55V163H49L45 168H44V170L42 171V174H41V176H40V179H39V183H44L45 181L43 180V179H45L46 180V182H47V179L49 180V179H54V178H59V179H62V182L64 183L63 185H62V182H60V184H59V187H60V191L61 190H63V191H61L59 194L61 195V196H58V197H61V198H59V200H61V201H63V202H67V203H69V205L70 206H73L74 207V205H73V202L72 201H75L74 202V204L76 205L75 206V208L76 209H78V207H80L81 205L82 206H86V207H88L89 206V204H94L97 200H98V198H95L94 196H93V194L91 193V192H89V189H88V191L87 192H89V194L86 196V194H84V196L85 197H81L80 199H75V198H77L76 196H77V192L79 191V188H81V187H84L85 185H80V183H78L77 185H79V187L78 186H74V185H72V184H74L73 182H71L72 181V179H70V178H68L67 176H70V175H72L73 174V176L74 175H77V174H79V173H81L82 174V176H80V178L81 179H83L84 177V179H83V181H90V180H93V178H96V177H98V176H100V175H102V174H104L105 176H107V177H109L110 175L112 176V177H110V181L111 182H115V181H117L118 180V178L120 177V176H122V173H120L117 169H118V167L115 169V167H116V164H122L123 165V167H126V166H130V164L132 165V164H135L134 162H136L137 161V164H143V165H145L144 163H146V165L145 166H147V167H145V170L146 171H148L147 173L148 174H151V176H152V178H150L151 179V181L150 182H152L153 180V178H155L154 179V181H153V183H151L150 184V187L149 188H153L152 190L151 189H149L148 187H147V191L148 192H150V197L147 199L146 197L144 198L143 197V195L145 194V188H142V187H140V189L141 190H143L144 189V191L142 192V193H144L142 196H141V194L142 193H140L139 194V196H138V199H139V201L137 202H135L134 204H132V205H130V203H128V209H129V216L130 217H127V220L130 222V223H128L127 222V224H132L131 225V228L130 227H128L129 225H125V226H123V229H125L126 231H130V229H131V231H132V228H133V226H137L138 225V227H140V226H143L144 224H143V222H145V224H146V226L147 225H153V223L155 224L156 223V225L158 226V224H157V221L154 219V218H157V220H158V217H159V215H161V214H165L166 212V216H167V220L168 221H170L171 219H174V220H172L173 222L174 221H176V219H177V221L178 220H180V221H182V222H185L186 223V221H188L189 219H191V224L192 223H194V224H190V221H189V227H190V229H192L193 227L196 229V230H198V229H200L201 227H200V225L202 226V223L203 222H209L208 220H212L213 218H214V220H215V223L214 224H217V222H218V220L216 219L217 217H216V214L218 213V211H219V206L217 205V206H214L215 208H210V209H206L205 210V208H206V206H207V204H205L206 206H204V208L202 209H200V214L198 213V215H196V217H194V214L193 215H191L192 213H191V211H192V207H196L197 208V206H198V209L200 208V206H199V204H197V203H195V202H192V204H191V202L189 201V202H186V201H188L191 197L192 198H194L195 197V200H196V198H198V199H201V200H203V201H205V199L206 200H208L207 199V197L210 195V194H212L211 195V197H213L214 195H216L215 196V198L217 197V198H219V196H221L222 198H225V197H228L229 199L231 198V197H229L230 195L229 194H232L231 196L233 197V196H236V194L234 193V191H233V187H235V186H242L247 180H245V179H248V181L247 182H252V184H255V186L258 188V190L256 189V187L254 186V188L252 189V190H254V189H256V190H254V192H255V195H256V192H257V194H260V195H256V197H261L260 199H261V202H260V204L261 205H259L258 204V206H257V201H258V198H255L253 201H252V203H255V205L259 208L260 206L262 207V205L264 206V199H262V198H264L263 196H264V190H263V188H264V181L263 180H261V181H263V182H261L260 181V179H263L264 178V154H262V153H264L263 151H264V115L262 114V113H264V33L263 32H254L253 34H254V36H253V34H251L248 38L245 36V29L244 30H241L240 28L238 29V27H239V22H238V16H242V17H246V16H244V15H247V14H249V16L247 17L248 18V20L249 19H251V21H252V23H253V26H254V20H255V18L257 17V18H261V17H263L264 18V0H249V2L251 3H248V0H239V1H241L242 3H240L239 2V5H237V8H234V9H237V12L239 11V10H241V11H239L238 13L236 12V10H234V12H233V7L231 6V5H228L227 4V2L228 1H231V2H233L232 0H199V1H197V0H192L191 2H190V0H176V1H174L173 2V4L171 3L169 6H171V7H168V11L167 12H164L163 14L164 15H160V14H158L159 16H157V15H154V16H152V15H149L148 17L147 16H145L142 20H140V21H133V22H131V23H127V24H124L123 22L121 23V19H120V13H121V9L120 8H118V7H116V6H114L115 4H117V3H119V1H121V0H102V1H100V0H31V1H33V2H31L30 0H15V3L14 2H12L13 0H7L8 2H5ZM21 1V2H20ZM105 1V2H104ZM111 1V2H110ZM204 1V2H203ZM11 4H10V3ZM18 2H19V5H21L20 3H22L23 5H21V7H22V9H21V11H20V8H19V5H17L18 4ZM57 2V3H56ZM60 4H59V3ZM77 2V3H76ZM81 2V3H80ZM110 2V3H109ZM115 4H114V3ZM194 2L196 3V4H194ZM206 2H208L209 3V5H208V3H206ZM216 2V3H215ZM244 2V3H243ZM246 2V3H245ZM12 3H14L15 5H16V8H17V11L15 10L14 11V13L15 14H13V13H11L10 12V8H11V6H12ZM36 3V5H34ZM53 3V4H52ZM55 3V4H54ZM61 3H63V4H61ZM75 3H76V5H75ZM79 3V4H78ZM93 3V4H92ZM179 5H177V4ZM201 3V4H200ZM203 3V4H202ZM205 3L207 4V6L205 5ZM215 5H214V4ZM3 4H5V5H3ZM10 4V5H9ZM59 4V5H58ZM73 4V5H72ZM110 4H112V5H110ZM181 4H184L183 5V7H182V5ZM190 4V5H189ZM212 4V7L214 8V6L216 7V8H214L215 9V11H212L211 12V10H214L213 8H211V5ZM221 4H223V10H222V6H220ZM225 4H227L228 5V8H229V12L231 11V9H232V11L229 13H227V6H225ZM248 4H249V6H248ZM261 4L263 5V6H261ZM8 5V7L6 8V6ZM33 5V6H32ZM62 5V6H61ZM72 5V6H71ZM106 6V5H108V6H106V11H105V9H104V11H103V9H102V6ZM110 5V6H109ZM175 5H176V7H175ZM186 5V6H185ZM198 5V6H197ZM204 6V8L206 9V13H208V14H206L205 13V9L203 8V6ZM214 5V6H213ZM219 5V6H218ZM5 6V7H4ZM31 6V7H30ZM39 6V7H38ZM61 6V7H60ZM77 6V7H76ZM81 6L83 7V8H81ZM177 6H178V8L179 9H177ZM188 6V7H187ZM191 6V7H190ZM202 6V7H201ZM210 6V8H208ZM254 6V7H253ZM15 7V6H14ZM14 7H12L11 9H14ZM28 7H29V9H28ZM68 7V8H67ZM76 7V8H75ZM114 7L116 8V10L114 9ZM185 7H186V9H185ZM219 7L221 8V9H219ZM232 7V8H231ZM44 8H45V10H44ZM47 8V9H46ZM86 8V9H85ZM181 8V9H180ZM196 8V9H195ZM201 8H203V11H201ZM258 8H259V10H258ZM6 9V10H5ZM43 9V10H42ZM59 9V10H58ZM80 9V10H79ZM83 9L85 10V11H83ZM89 9V10H88ZM111 9H114L113 11H110ZM194 10V11H191V10ZM200 11H198V10ZM218 9V10H217ZM254 11H253V10ZM25 10H26V12H25ZM86 10L88 11V14H87V12H86ZM93 10V11H92ZM100 10H102V11H100ZM109 10V11H108ZM118 10H120V12L118 11ZM174 10H178V11H174ZM186 10V11H185ZM208 10L210 11V13L208 12ZM20 11V12H19ZM29 11V12H28ZM30 11H31V13H30ZM83 11V12H82ZM182 11V12H181ZM188 11V12H187ZM196 11H198V12H196ZM223 11H225V14L226 15H224L223 14ZM253 11V12H252ZM102 12V13H101ZM118 12H119V14H118ZM175 12H177L176 14L178 15H176L175 14ZM192 12H194V13H192ZM215 12V13H214ZM233 12V13H232ZM28 13H30V14H28ZM36 13V14H35ZM112 13H114V14H112ZM172 13H173V15H172ZM195 13H201L200 14V16H198V14L196 15V20L194 19L195 18ZM204 13H205V15H204ZM222 13V14H221ZM240 13H241V15H240ZM253 13H254V15H253ZM12 14V15H11ZM21 14V15H20ZM27 14V15H26ZM53 14V15H52ZM97 14H99V15H97ZM111 14V15H110ZM128 14H130L129 12H128ZM169 14V15H168ZM193 14V15H192ZM210 14V15H209ZM212 14V15H211ZM218 14H219V16H218ZM243 14V15H242ZM20 15V16H19ZM41 15H43L42 16V18H41ZM91 15V16H90ZM96 15V16H95ZM101 15V16H100ZM116 15H117V17H118V19H120V20H118L117 19V17H116ZM166 15V16H165ZM174 15H176V16H174ZM182 15V16H181ZM183 15H185V17H183ZM192 15V17H190V16ZM203 15V16H202ZM213 15H215V16H213ZM229 15H231V17L229 16ZM256 15V16H255ZM23 16V17H22ZM109 16H110V19H109ZM115 16V17H114ZM163 16H164V18H163ZM198 16V17H197ZM223 16V17H222ZM224 16L225 17H228V19H225L224 18ZM253 16H255V18L253 17ZM261 16V17H260ZM20 17V18H19ZM100 17V18H99ZM154 19H153V18ZM159 17H160V19H159ZM162 17V18H161ZM166 17V18H165ZM168 17H170V18H172L173 17V19H175L176 21H175V23L176 24H181L183 27H184V22L187 24V29L185 28V29H183V31H182V33L181 34H183L181 37H180V34L178 35L176 32L174 33L173 31H171V27L172 26H175L176 24L174 23V20L173 19H171L170 20V18H168ZM177 17H179L178 19H177ZM187 17V18H186ZM190 17V18H189ZM201 17V18H200ZM209 17H212V18H214L213 20H214V22H213V20L211 21V18L209 19ZM219 17H220V19H219ZM232 17H234V18H236L237 17V21H235L234 20V18L232 19ZM250 17V18H249ZM95 18V19H94ZM116 18V19H115ZM184 18V19H183ZM200 19L201 20V22H200V20H199V23H197V19ZM223 18H224V20H223ZM232 20H231V19ZM31 19V20H30ZM38 19V20H37ZM51 19V18H50ZM107 19V20H106ZM109 19V20H108ZM113 19V20H112ZM149 19V20H148ZM157 19V20H156ZM168 19V20H167ZM189 19V20H188ZM191 19H193L192 21L194 22V24L193 23H191L192 25H195V26H192L189 22H192L191 21ZM205 19V20H204ZM207 19H209V21L207 20ZM17 20V21H16ZM82 20V18H79V20L78 19H74L73 17L70 19V22L72 23V24H68V25H65L66 27H65V29H59V30H57L56 31V33L55 34H53V36H57L58 38H60V39H62L61 37L62 36H64L65 34H66V32H68V31H78L80 28H81V25H80V21ZM111 20V21H110ZM146 20V21H145ZM154 20V21H153ZM179 20V22H177ZM183 20H185L183 23H182V21ZM222 20V21H221ZM228 20V21H227ZM13 21V22H12ZM23 21H25V22H23ZM97 21V22H96ZM105 21V22H104ZM150 21V22H149ZM163 21V22H162ZM167 23H166V22ZM223 21H225V22H223ZM227 21V22H226ZM236 23H235V22ZM261 23H264V20L261 18ZM107 22V23H106ZM108 22H110L111 24H115L114 26L112 25V28L113 29H107L109 26H110V24L108 23ZM118 22V23H117ZM120 22V23H119ZM142 22H144L145 24H143ZM149 22V23H148ZM161 22V23H160ZM169 22V23H168ZM171 22H173V24L171 23ZM209 24H208V23ZM216 22V23H215ZM99 23V24H98ZM102 23V24H101ZM107 24V26H105L104 24ZM157 23V24H156ZM211 23L214 25V24H216L217 26H221L222 25V27H216V25L212 28L210 25H211ZM218 23V24H217ZM222 23V24H221ZM235 23V24H234ZM255 23H257V21L255 22ZM95 24V25H94ZM130 26H129V25ZM131 24H133V25H131ZM150 24V25H149ZM155 24H156V26H155ZM167 25L170 29H168L167 27V29H166V31H168V33L167 32H165V31H163L164 32V34L166 33V34H168V35H170L169 37V39L166 41L167 43H164V45H161L160 46V44H156V42H155V44H154V42H152V40H150L149 42H148V45H149V47L148 48H153V52L155 51L154 49H156V50H158V51H155L156 53L158 52V54L155 56L156 57V59L153 57V60H154V62L151 60V59H149V60H151L152 61V63H150L149 62V60L147 59V57H145V55H143V52H147L148 51V49L145 47L143 50H142V47H141V50H140V46L139 47H137V45H134L135 46V48L138 50L139 49V51H137L135 48H133V46H131V44L129 43L128 44V46H129V48H131L132 49V51L134 52V54L137 52V54H135V55H138V56H135V59L137 58V59H140V56L142 57H145L144 59V62L145 63H147V64H144V62H143V58L139 61L138 60V62L140 63V64H138V63H136L135 61H137V60H135L133 63L135 64V65H133V68H132V71H131V75H132V77H134V76H136L137 74H141V76H142V78H141V76H140V81H141V83H142V85H135V86H137L138 87V89H137V87H135L134 86V88H132L130 85L131 84H133V80L131 79V81L132 82H130V81H128L127 80V82L125 83H123V86L125 85V86H127L128 87V91H129V94H128V96H126V97H123L122 96V91L121 92H119V91H116V87H117V85H118V82H122L123 81V79H122V73L121 72H119V71H121L122 69H119V71H117V73L115 72V73H111V74H106V75H101V74H99V75H95L94 74V67H95V65L97 66L98 65V59H100V57H102V59H104L105 60V58H107V57H109V61L108 62H111L112 60H113V57L111 58V56H113V53L114 54H120V55H125V53H115V52H111L112 51V46H113V43L114 42H116L117 41V43H118V41L120 42V43H122L124 40L125 41H128L127 39L130 37L129 35H131L132 33L134 34L135 33V35H142L141 34V32L143 33L144 31H146L148 28H151L152 26H154L155 28L157 27V28H160V26L161 25ZM172 24V25H171ZM186 24H185V26H186ZM191 26H190V25ZM196 24H198V27H197V25ZM200 24V25H199ZM206 24H208V25H206ZM224 24H227V26L229 27V28H227V26L226 27H224L225 25ZM72 25V26H71ZM97 25L99 26V27H97ZM145 25V26H144ZM157 25H159V26H157ZM212 25V26H213ZM232 25V26H231ZM71 26V27H70ZM127 26V27H126ZM129 26V27H128ZM136 28H135V27ZM147 26V27H146ZM189 26V27H188ZM238 26V27H237ZM73 27V28H72ZM93 27H95V28H93ZM116 27V28H115ZM133 27V28H132ZM195 27H197V28H195ZM207 27V28H206ZM208 27L210 28V29H208ZM232 27V28H231ZM256 26H254L252 29H254ZM75 28H77V29H75ZM102 28V29H101ZM108 30H106V29ZM119 28V29H118ZM121 28V29H120ZM127 28V29H126ZM143 28V29H142ZM191 28V29H190ZM202 29V28H205L206 29V31H204V29H202V33H200L201 32V30H199V29ZM223 28H225V29H223ZM99 29V31H97ZM104 29V30H103ZM130 29H131V31H130ZM142 29V30H141ZM192 29H195V31L194 30H192ZM213 29H220V30H216L215 31V33H213L214 31H213ZM221 29L223 30V32L221 31ZM231 30V32H230V30ZM237 29V31H234V30H236ZM93 30V31H92ZM101 30H103V31H106V32H103V31H101ZM112 30V31H111ZM115 32H114V31ZM117 30V31H116ZM137 30H138V32H137ZM192 30V31H191ZM211 30V31H210ZM233 30V31H232ZM238 30H241V31H238ZM92 31V32H91ZM133 31H135V32H133ZM159 31V30H158ZM243 31V32H242ZM102 32V33H101ZM125 32H127V34H129V35H126V33ZM129 32H131V33H129ZM172 32V33H171ZM190 32V33H189ZM193 32H195V33H193ZM221 33V35L220 34H218V33ZM238 33V35H237V33ZM240 32H242V33H240ZM110 33V34H109ZM113 33H115V34H113ZM119 34L118 35V37H116L117 36V34ZM124 33V34H123ZM158 33V35H156V37H154L153 39H156L158 36H159V32H157ZM171 33V34H170ZM189 35H188V34ZM191 33H193V34H191ZM207 33V34H206ZM212 33L213 35L215 34L216 36H212V34L210 35V34ZM234 33H236V35H234ZM239 33H240V35H239ZM90 34H93V35H96V37H97V39H96V41L95 42H90V43H88L87 44V40L86 39H84V38H87ZM122 34H123V36H122ZM132 34V35H133ZM163 34V35H164ZM195 34V35H194ZM196 34H198L197 36H196ZM202 34H204V35H202ZM206 34V35H205ZM230 34V35H229ZM260 34V35H259ZM112 35H113V37L114 38H112ZM126 35V36H125ZM193 35V36H192ZM224 35H228L227 36V38H226V36H224ZM107 36V37H106ZM172 36V37H171ZM181 38H179V37ZM209 36H212L211 37V39H210V37ZM231 36H233V38L232 39H235V40H232L231 39ZM98 37H100V38H98ZM126 39H125V38ZM184 37L187 39V42H185L186 41V39H184ZM194 37H196V38H194ZM224 37V39H222ZM236 37V38H235ZM118 38V39H117ZM179 38V39H178ZM215 38V39H214ZM243 38H244V40H243ZM249 38H253V43H255V45H253L252 47L250 46L249 48H250V50H248V51H242L241 49H240V46L241 45H244V46H248L247 45V41H248V39ZM46 38H45V36L44 35H42V37H39V41H41V40H45ZM101 40V42H100V40ZM105 39H107V40H105ZM112 41H111V40ZM172 39V40H171ZM178 39V40H177ZM191 39V40H190ZM204 39V40H203ZM219 39V40H218ZM220 39L221 40H225L224 42L222 41V42H219L220 41ZM238 39V40H237ZM130 40H132V39H130ZM129 40V41H130ZM170 40H171V42H170ZM180 40H181V45H180V43H178V44H175V45H178V46H175L174 45V41H176V42H180ZM197 40V41H196ZM198 40H199V42H198ZM241 40V41H240ZM243 40V41H242ZM260 41V43L262 44V45H260V43L259 42H257V41ZM262 40V41H261ZM99 41V42H98ZM112 43H111V42ZM135 41V40H134ZM191 41V42H190ZM196 41V42H195ZM212 41V42H211ZM216 41H218V43L216 42ZM234 41H235V43H234ZM239 41V42H238ZM109 42V43H108ZM131 42V41H130ZM168 42H169V45H168ZM175 42V43H176ZM183 42H185L184 44H183ZM210 42V43H209ZM231 42H232V45H231ZM241 42V43H240ZM245 42V43H244ZM257 42V43H256ZM200 43V44H199ZM202 43V44H201ZM220 43H221V45H220ZM240 43V44H239ZM243 43V44H242ZM98 44H99V46H98ZM110 44V45H109ZM167 44V45H166ZM171 44V45H170ZM183 44V45H182ZM193 44V45H192ZM195 44V45H194ZM198 44H199V46H198ZM209 44H210V46H209ZM239 44V45H238ZM246 44V45H245ZM258 44V45H257ZM88 45V46H87ZM102 45V46H101ZM157 45V46H156ZM173 45V46H172ZM186 45H188L186 48H185V46ZM208 45V46H207ZM231 45V46H230ZM235 45V46H234ZM167 46V47H166ZM182 46H184L183 47V49L181 48ZM203 46V47H202ZM213 46V47H212ZM222 46H224L225 48L228 46L229 48H224L223 47V50H222ZM13 47H15V40H9L8 42H7V49L8 50H12L13 49ZM85 47V48H84ZM88 47V48H87ZM95 47V48H94ZM164 47V48H163ZM173 47V48H172ZM175 47V48H174ZM177 47L179 48V49H177ZM195 47V48H194ZM202 49H201V48ZM208 49H207V48ZM230 47H231V49H230ZM235 47V48H234ZM236 47H237V50H235L236 49ZM253 47H256V48H254L253 49ZM91 48V49H90ZM104 48H107V49H104ZM185 48V49H184ZM193 48L195 49V50H198V49H200V51L198 50V51H196V52H198V55H196V52L194 53L193 51ZM197 48V49H196ZM210 48V49H209ZM214 48V49H213ZM135 49V50H134ZM145 49H146V51H145ZM174 49H177V50H174ZM188 49V50H187ZM189 49H191L192 50V52H191V50L189 51ZM206 49L208 50V51H206ZM213 49V50H212ZM216 49V50H215ZM234 49V50H233ZM253 49V51L251 52V50ZM104 51L105 50V54H103L102 56H100V55H98L99 53H100V51ZM110 52H109V51ZM164 53H162L161 51ZM173 50V51H172ZM180 50V51H179ZM181 50L182 51H184V53H182L181 52ZM218 50V51H217ZM259 50V51H258ZM261 50V51H260ZM37 51V50H36ZM55 55H53V57L54 58H58V60H64V57H63V55H62V53H64L65 52V50L63 51V49L62 48H56L55 49ZM88 51H90L89 53H88ZM94 51H95V53H94ZM141 51H142V53H141ZM169 51H171L170 53H169ZM178 51H179V54H178ZM189 51V52H188ZM202 51H204L203 52V54H202ZM221 51H223V52H225L224 54H223V57L224 58H220L221 56H222V53L223 52H221ZM236 51V52H235ZM242 51V52H241ZM254 51H256L257 52V54H256V52H254ZM117 52H119V51H117ZM140 52V53H139ZM166 52V53H165ZM175 52H177V54L175 53ZM209 52V53H208ZM217 52V53H216ZM231 52V53H230ZM235 52V53H234ZM237 52H239L238 54H237ZM255 54H254V53ZM106 53H108L107 55H106ZM110 53V54H109ZM170 54V57L169 56H166V55H168V54ZM205 53V54H204ZM208 53V54H207ZM218 53H221V55L220 54H218ZM227 53V54H226ZM244 55H243V54ZM247 53H248V55H249V57H250V59L247 57L248 55H247ZM261 55H260V54ZM263 53V54H262ZM88 54V55H87ZM127 54V53H126ZM161 54V55H160ZM171 54H172V56H171ZM183 54L185 55L184 57L186 58H184L183 57ZM188 54V55H187ZM193 54H194V57H193ZM202 54V55H201ZM214 54V55H213ZM215 54H216V56H215ZM233 54V55H232ZM234 54H237V55H234ZM240 54H242V56L240 55ZM250 54H251V56H250ZM97 55V56H96ZM164 55V56H163ZM173 55H174V57H173ZM175 55H176V58H175ZM179 56V58L180 59H177L178 58V56ZM201 55V56H200ZM206 56V55H213L214 56V58L215 59H220L221 61H224L223 62V64H220V65H215L216 67H217V69L214 67V71H216V72H214L212 69H208V70H206V71H204L203 73H201V72H198V71H193V70H191V69H193V67H191V65H190V63L192 64V62L194 61L195 62V60L197 59H199V58H201L202 56ZM218 55V56H217ZM226 55L228 56V59H225V58H227L226 57ZM232 55V56H231ZM255 55H256V57H258L259 55V58H257V60H256V57H255ZM33 55H29V57H32ZM76 56V57H75ZM190 58H189V57ZM220 56V57H219ZM231 56V57H230ZM163 57H165V58H163ZM191 57H193V58H191ZM196 57V59H194ZM235 57V58H234ZM240 57V58H239ZM252 57V58H251ZM261 57H263V58H261ZM81 58H83V59H81ZM91 58H93V59H91ZM169 58H171V59H169ZM182 58V59H181ZM230 58L232 59L231 60V62H229L230 61ZM76 59V60H75ZM90 59H91V61H90ZM98 60V61H96V60ZM162 59L164 60V61H162ZM169 59V60H168ZM184 59V60H183ZM189 59V60H188ZM191 59V60H190ZM246 59H247V62H246ZM249 59V60H248ZM252 59V60H251ZM255 59V60H254ZM262 59V60H261ZM54 60H57V59H54ZM124 60V59H123ZM146 60H147V62H146ZM156 60V61H155ZM166 60H168L167 62H166ZM237 60L239 61V62H241V64L239 63V65L238 64H236V62H237ZM251 60V61H250ZM259 60V61H258ZM93 61V62H92ZM106 61V60H105ZM180 61V62H179ZM244 61V62H243ZM252 61H253V63L255 62V63H259V64H261V65H259V64H253L252 63ZM258 61V62H257ZM90 62V63H89ZM96 62V63H95ZM155 62H158V64H157V67L155 66L156 65V63ZM162 62H163V64L165 65H163L162 64ZM165 62V63H164ZM176 62H179V63H176ZM194 62H193V66H194ZM263 64H262V63ZM89 63V64H88ZM132 63V64H133ZM160 63H161V65L162 66H164V67H162L161 65H160ZM180 63H182V65H184L183 67H182V65L180 66L179 64ZM185 63H188L189 64V67H187L188 66V64H185ZM230 63V64H229ZM232 63H234V64H236V65H238V66H234V67H236V68H234L233 67V64ZM238 63V62H237ZM242 63H245V65L244 64H242ZM77 64V65H76ZM81 64H83V65H81ZM138 64V66H140V67H138V66H136ZM143 65V67H145V69L142 67V65ZM167 64H169V65H167ZM226 64V66L224 67L223 65H225ZM249 64H250V66H249ZM90 65V66H89ZM148 65V66H147ZM152 65H154V66H152ZM158 65H159V67H160V70H159V68H158ZM172 65V66H171ZM177 65V66H176ZM232 65V66H231ZM243 65V66H242ZM246 65H247V67H246ZM254 65V66H253ZM146 66L149 68V69H146ZM152 66V67H151ZM167 66V67H166ZM178 66H179V68H178ZM240 66V67H239ZM242 66V67H241ZM252 66V67H251ZM59 68V69H57V68ZM82 67V68H81ZM156 67V68H155ZM161 67H162V69H161ZM165 67L168 69V67H169V70L171 69V68H174L173 70H176V68H178L175 72H174V76L178 73L179 75H180V77H179V75H176L175 77H179L178 78V80H177V83L179 84H177V83H173L172 85L170 84V85H168L166 88H163V89H156V90H152L150 87H151V78L153 77L152 75L153 74H157L156 76H159V73H161L162 72V70H164L165 69ZM190 67H191V69H190ZM221 67V68H220ZM46 68H48V66L46 67ZM79 68V69H78ZM138 68V69H137ZM152 68V69H151ZM164 68V69H163ZM181 68V70H179ZM184 68V69H183ZM185 68H189L190 70H187V69H185ZM240 68V69H239ZM243 68V70H241ZM246 69V72H245V69ZM127 69V67L125 68V69H123L122 70V72L123 71H125ZM136 69L138 70V71H136ZM139 69H142V70H139ZM145 71H144V70ZM154 69V70H153ZM155 69L157 70V73H156V71H155ZM221 69V70H220ZM230 69H233V70H231V71H229ZM237 69V70H236ZM255 69L256 70H258V71H255ZM79 70V71H78ZM147 70V71H146ZM149 70V71H148ZM152 70H153V72H152ZM186 70V72H184ZM261 70V71H260ZM82 73H81V72ZM83 71H85L87 74L84 76L83 75ZM134 71H136L135 73H134ZM140 71V72H139ZM150 71H151V73H152V75H151V73H150ZM155 71V72H154ZM159 71H161V72H159ZM178 71V72H177ZM183 71V72H182ZM211 72V74H212V78H211V74L209 75V73ZM227 71V72H226ZM234 71H238V73L236 74V72H234ZM241 71V72H240ZM91 72V73H90ZM142 72V73H141ZM177 72V73H176ZM231 74V75H229V73ZM245 72V73H244ZM251 74H250V73ZM48 73V74H47ZM119 73V74H118ZM133 73L134 74H136V75H133ZM183 75H182V74ZM185 73H187V74H185ZM189 73H191V74H189ZM208 73V75H205V74H207ZM214 73V74H213ZM218 73V74H217ZM242 74L241 75V77H242V83H241V77H240V75L239 74ZM57 74V75H56ZM59 74V75H58ZM114 74H116V76L114 75ZM118 74V75H117ZM147 74V76H145V77H143V75H146ZM192 74H195V75H197L198 76V74H200V77L198 76V78H199V81H198V78H197V76H195V75H192ZM203 74H204V80L206 81L207 79H208V81H204L203 80V78H202V76H203ZM234 74H235V76H234ZM249 74V75H248ZM256 74V75H255ZM258 74V75H257ZM261 74V75H260ZM50 75V76H49ZM150 75V76H149ZM186 75V76H185ZM191 75V76H190ZM236 75H237V77H236ZM263 75V76H262ZM43 76V77H42ZM79 76V77H78ZM103 76V78L101 79V77ZM120 76V77H119ZM149 76V77H148ZM181 76H183V78H181ZM195 76V77H194ZM206 76H208L209 78H207L206 79ZM232 76V77H231ZM243 76L245 77H247V76H249L248 78L249 79H247L246 77V80H245V78L243 79ZM252 76V77H251ZM258 76V77H257ZM107 77V78H106ZM113 77V78H112ZM117 77V78H116ZM149 78V80L150 81H147L148 80V78ZM184 77H185V79H184ZM187 77V78H186ZM192 77H193V79H192ZM222 77L224 78L223 80L225 81V79L227 80L226 82H224L223 80H222ZM229 77V78H228ZM230 77L232 78V80H229L230 79ZM239 77H240V80H237V78L239 79ZM44 78V79H43ZM50 78V79H49ZM52 78V79H51ZM62 78H63V80H62ZM87 78V79H86ZM112 78V79H111ZM115 78V79H114ZM119 78V79H118ZM122 80H121V79ZM214 78V79H213ZM228 78V79H227ZM236 78V79H235ZM46 79L48 80V81H46ZM74 79V80H73ZM85 79V80H84ZM106 79V80H105ZM109 79H110V81H109ZM114 79V80H113ZM118 79V80H117ZM138 78H137V80H139ZM145 79V80H144ZM209 79H212V82H211V80H209ZM219 79V80H218ZM233 79H235V80H233ZM71 80V81H70ZM200 80H203L204 82H202L203 84L205 83V84H207V83H209L208 85H206L205 86V84L204 85H202L203 87H201V85H200ZM224 82V83H222L221 84V82L222 81ZM229 80V81H228ZM243 80H245V81H243ZM260 80V84L258 83V81ZM55 81V82H54ZM73 81V82H72ZM76 81V82H75ZM102 83H101V82ZM105 81V82H104ZM117 81V82H116ZM144 81H147V82H144ZM188 81V82H187ZM195 82V85H194V83H193V85H194V88H193V85H192V87H191V82ZM199 82V84H198V82ZM216 81V82H215ZM231 81L232 82H234V83H231ZM248 81V82H247ZM252 81V83H250ZM254 81V82H253ZM262 81H263V83H262ZM48 82V83H47ZM72 82V83H71ZM82 82H84V83H82ZM98 82V83H97ZM108 82V83H107ZM114 82V83H113ZM116 82V83H115ZM214 82V83H213ZM50 83V84H49ZM99 83L101 84V86L99 85ZM113 83V84H112ZM184 83H185V85H184ZM196 83H197V85H196ZM227 83H229V84H227ZM238 83V84H237ZM247 83H250V84H247ZM56 84V85H55ZM61 84V85H60ZM111 84L113 85V86H111ZM129 84V85H128ZM190 84V85H189ZM212 84H217L218 85V87L220 86V88H223L224 89V91L227 89V88H229V89H227L224 93H225V95H222L221 97H218L217 96V93H215L216 92V87H215V89H214V87H213V85ZM224 84L226 85V86H224ZM242 84H245V85H243L244 86V88H243V86H242ZM60 85V86H59ZM63 85V86H62ZM64 85H65V88H64ZM106 86V88H107V90H106V88H105V86ZM110 85V86H109ZM148 85V86H147ZM181 85V86H180ZM184 85V86H183ZM212 85V86H211ZM221 85H223V86H221ZM232 85V86H231ZM257 85V86H256ZM258 85H260V86H258ZM72 86V87H71ZM100 86V87H99ZM104 86V88H105V91H104V88L102 89V87ZM141 86L143 87V89L141 88ZM172 86V87H171ZM188 86V87H187ZM236 86H238V88L236 87ZM242 86V87H241ZM250 86V87H249ZM261 86H262V88H261ZM57 87L59 88L60 87V89H58L59 91H57ZM91 87H92V89H91ZM94 87V88H93ZM148 88V91L152 94V95H154V94H156L157 96H164L165 94H167V95H169V92L171 93L172 91V94H171V96L175 93V95H174V97L172 96V100H176V99H179V100H177L178 101V104L179 105H183V104H186V105H190V108H189V106H186L185 108H183V109H180L181 107H178V109L180 110H177V112L175 111V112H168V113H170L169 114V116H168V114L167 113H165V114H167V116H168V119L165 117V116H163V114L164 113H161V114H158L157 113V111H156V109L154 110L153 108H155L156 106H154L153 104L151 105V107H150V104L152 103V100H153V98H154V96H150L149 94L150 93H148V91H146V94H145V96H144V94L143 95H141V93L140 92H142V91H145V88ZM171 87V88H170ZM187 87V88H186ZM191 87V88H190ZM207 87H209V88H207ZM226 89H225V88ZM234 87H236L237 89H235ZM248 87L250 88V90H252V91H250L249 89H248ZM252 87H254V88H252ZM255 87H257V88H255ZM260 87V88H259ZM55 88V89H54ZM131 88V89H130ZM150 88V89H149ZM185 88V89H184ZM193 88V89H192ZM196 88H198V89H196ZM210 88H212V89H210ZM230 88H231V91H230ZM241 88H242V90H241ZM246 88H247V90L248 91H245L246 90ZM54 89V90H53ZM68 89H69V91H68ZM100 89V90H99ZM132 89H135V90H132ZM141 89V90H140ZM187 89V90H186ZM190 89V91H188ZM196 89V90H195ZM201 89V90H200ZM209 89V90H208ZM233 89V90H232ZM245 89V90H244ZM255 89H258V90H255ZM66 90V91H65ZM88 90H87V92H88ZM94 90H96V91H94ZM99 90V91H98ZM109 90V91H108ZM132 90V91H131ZM137 90H140V92L138 93V91ZM162 90H164L163 92H161ZM192 90V91H191ZM202 90H204L205 92V96H204V93H203V91ZM212 90V91H211ZM254 90V91H253ZM47 91V92H46ZM57 91V92H56ZM116 91V92H115ZM135 91H137V92H135L136 94H134V92ZM153 91V92H152ZM166 91V92H165ZM167 91H168V93H167ZM183 91V92H182ZM186 91H187V93H186ZM193 91L195 92L196 91V93L195 94H193ZM202 91V92H201ZM244 91V92H243ZM92 92V93H91ZM106 92H107V96H105L106 95ZM131 92L133 93L132 95H131ZM165 92V93H164ZM180 94V92H182V96H181V94L180 95H178V93ZM189 92V93H188ZM199 92V93H198ZM262 92V93H261ZM4 93V94H3ZM48 93V94H47ZM55 93V94H54ZM104 93H105V95H104ZM142 93H144V92H142ZM147 93H148V95H147ZM162 95H161V94ZM209 93H210V96H209ZM230 93V94H229ZM232 93V94H231ZM249 95H248V94ZM253 93V94H252ZM258 93H260V94H258ZM0 104L3 102L4 103V101L5 100H7V92L6 91H1L0 92ZM51 94V96H49ZM111 96H110V95ZM116 94V95H115ZM138 94V95H137ZM183 94H185V95H183ZM187 94H189V95H187ZM191 94H192V96H191ZM228 96H227V95ZM237 94V95H236ZM4 95V96H3ZM43 95V96H42ZM130 95V96H129ZM133 95H135L134 97H133ZM177 95V96H176ZM196 95V96H195ZM202 95V96H201ZM131 96L133 97V98H136L137 96H138V98H136L134 101L135 102H137V103H135L132 99H131ZM143 96V97H142ZM148 96H150V97H148ZM157 96H155V97H157ZM170 96V95H169ZM170 96V97H171ZM178 96H180V97H178ZM202 98H201V97ZM216 96V97H215ZM223 96H225V97H223ZM261 96V97H260ZM43 99H42V98ZM45 97V98H44ZM115 99H114V98ZM120 97H121V99H120ZM123 97V98H122ZM144 98L145 99V97L146 98H148L150 101H148V102H146L147 100L145 99V100H143V99H140V98ZM153 97V98H152ZM184 97H185V99H186V102L184 101ZM204 97H207V99L206 98H204ZM212 97H213V99H212ZM236 97V98H235ZM126 98V99H125ZM180 98H182L183 99V102H182V100L180 99ZM204 98V99H203ZM210 98V99H209ZM228 98H229V100H228ZM59 99H61V98H59ZM122 99H124V100H122ZM198 103H195L194 102V100ZM199 99H202L201 101H199ZM215 99H216V101H217V103H216V101H215ZM220 99V100H219ZM248 99V100H247ZM113 100H114V103L115 102H117V101H119V102H117V103H113ZM117 100V101H116ZM133 102H132V101ZM141 102H140V101ZM188 100V101H187ZM203 100H205V101H203ZM207 100H209V101H207ZM215 101V102H213V101ZM223 100H224V103H222L223 102ZM227 100V101H226ZM231 100H234V101H231ZM261 102H260V101ZM130 101V102H129ZM139 101V102H138ZM142 101H143V104H141L142 103ZM193 101V102H192ZM220 101V102H219ZM229 101V102H228ZM83 102V103H82ZM121 102H123V104L121 103ZM125 102H128V104L127 103H125ZM132 102V103H131ZM191 102V103H190ZM206 104H205V103ZM226 102H227V104H226ZM250 102V103H249ZM253 102V103H252ZM258 102H259V106H258ZM263 102V103H262ZM130 103V104H129ZM134 103V106L132 105L131 106V104H133ZM149 103V104H148ZM202 103V104H201ZM216 103V104H215ZM235 103H236V105H235ZM239 103V104H238ZM255 103V104H254ZM114 104V105H113ZM125 104V105H124ZM135 104H140L138 107L140 108V107H142V109H144L145 110V107L144 106H146V109H148V110H146L147 111V113H148V116L147 115H145V114H147L146 113V111H145V114H144V110L142 111V109H141V111H140V109H138V107H137V105L135 106ZM178 104H176V105H178ZM201 104V105H200ZM211 104H212V106H211ZM222 104V105H221ZM230 104V105H229ZM242 104H245L244 106H242ZM249 104V105H248ZM76 105V106H75ZM112 105H113V107L115 108V111H116V113H113L114 112V109H112L113 107H112ZM147 105H149V107H147ZM176 105H174V106H176ZM199 105V106H198ZM204 105V106H203ZM209 105V106H208ZM214 105V106H213ZM238 105V106H237ZM248 105V106H247ZM251 105V106H250ZM152 106H154L153 108H152ZM196 106V107H195ZM241 106V107H240ZM246 106H247V108H246ZM250 106V107H249ZM258 106V107H257ZM124 107V108H123ZM130 107V108H129ZM132 107H135V108H137L136 110H137V112H136V114L135 113H132V112H135V108H133L132 109ZM255 107V108H254ZM107 108H109V109H107ZM118 108V109H117ZM128 108V109H127ZM187 108V109H186ZM192 108V109H191ZM207 108L209 109V110H207ZM224 110H223V109ZM225 108H226V111H225ZM244 108H246V110L244 109V111L243 112H241L242 110ZM262 108V109H261ZM69 109L71 110V112L69 111ZM76 109L78 110V111H76ZM113 111H112V110ZM123 109V110H122ZM129 109H132V110H129ZM151 109H153V111L151 110ZM200 109V110H199ZM216 109V110H215ZM221 109H222V111H221ZM257 109H259V110H257ZM190 110V111H189ZM255 110V111H254ZM68 111L70 112L69 114H70V116L68 115ZM74 111V112H73ZM82 111V112H81ZM123 112V113H125V114H127L128 115V117H130V118H127V116H124L125 114H123V113H121V112ZM129 111V112H128ZM132 111V112H131ZM149 111H151L150 113H149ZM179 111V112H178ZM186 111V112H185ZM196 111V112H195ZM231 111V112H230ZM262 111V113H260V116H259V112H261ZM72 112H73V117L71 116L72 115ZM118 112V113H117ZM120 112V113H119ZM139 112V113H138ZM141 112H143V114L145 115V117L143 118V117H140V115L142 116L143 114L141 113ZM218 112V113H217ZM251 112V113H250ZM254 112V113H253ZM67 113V114H66ZM129 113V114H128ZM157 113V114H156ZM200 113V114H199ZM212 113V114H211ZM216 113V114H215ZM5 114H7V113H5ZM5 114H0V117L2 118L1 120H6V118L8 117V114L7 115H5ZM81 114V115H80ZM83 114V115H82ZM115 114H118V116H116V118H117V120H116V118H115ZM123 114V115H122ZM135 114V115H134ZM138 114H140V115H138ZM151 114V115H150ZM152 114H153V116H152ZM184 114V115H183ZM188 114V115H187ZM203 114V115H202ZM251 116H250V115ZM252 114H254V117L252 116ZM5 115V116H4ZM68 115V116H67ZM94 115V116H93ZM122 116V118H124V117H126V119L128 120V121H130V123L131 124H133L132 125V127L134 128H128L129 126H131V125H129V123H128V121L124 118V119H122L121 117V119L119 118V116ZM130 115V116H129ZM132 115V116H131ZM136 116V117H138L137 119H135L136 117H134V116ZM157 115H160L159 117L157 116ZM174 115V116H173ZM181 115V116H180ZM190 115H192V116H190ZM193 115H197V116H193ZM201 115V116H200ZM208 115H210V116H208ZM217 115V116H216ZM258 115V116H257ZM262 115H263V117H262ZM62 116V117H61ZM101 116H103V117H101ZM157 116V118H159V119H157L156 120V117ZM171 116H173V117H171ZM250 116V117H249ZM255 116L257 117V118H255ZM71 117V118H70ZM82 117V118H81ZM86 117H87V119H86ZM95 117V118H94ZM108 117H113L112 119L111 118H108ZM154 117V118H153ZM162 117V118H161ZM191 117H196L197 118V120L195 121V119H193V118H191ZM199 117H201V118H199ZM207 117V118H206ZM214 117V118H213ZM218 117V118H217ZM220 117V118H219ZM258 117H260V119L258 118ZM62 118H64V122L62 121L63 119ZM70 118V119H69ZM98 118V119H97ZM102 118H104V120L106 121V122H104V120L103 121H101L102 120ZM118 118H119V120H118ZM141 118H143V119H141ZM163 118H165V119H163ZM174 120V123H172V119ZM189 119V121H188V119ZM253 118V119H252ZM262 118V119H261ZM66 119V120H65ZM111 119V122L109 121ZM130 119V120H129ZM153 120L154 121V119H155V121H158V122H154L153 123V126H151L152 125V122L150 121V120ZM186 119H187V121H186ZM193 119V120H192ZM199 119H201V120H199ZM203 119V120H202ZM218 119V120H217ZM220 119V120H219ZM223 119V120H222ZM237 119H238V121H237ZM247 119V120H246ZM254 119H256L255 120V122L254 121H252V120H254ZM62 121L63 123H60V121ZM70 120V121H69ZM74 120V121H73ZM86 120V121H85ZM91 120V121H90ZM97 120V121H96ZM109 122H108V121ZM123 120H125V121H127V122H125V123H122V121ZM133 122H132V121ZM145 120V121H144ZM163 120H166L165 122L163 121ZM170 121V120H172L171 122H169V123H172V124H168L167 122L168 121ZM185 120V121H184ZM193 121V123H192V121ZM205 120H206V122H205ZM248 120H250V121H248ZM79 121V122H78ZM85 121V122H84ZM93 121H94V123H93ZM114 121H116V122H114ZM181 121V122H180ZM201 121V122H200ZM202 121H204V122H202ZM219 121V122H218ZM220 121H224L223 123L222 122H220ZM226 121V122H225ZM241 121H242V123L244 124H242L241 123ZM249 122V125L247 126V122ZM99 122V123H98ZM102 122H104V123H102ZM138 122V123H137ZM161 122H163V125H161L162 123ZM184 122H188V123H186V124H183ZM196 122V123H195ZM200 122V123H199ZM213 122V123H212ZM214 122H218L217 124H215ZM91 123H92V125H91ZM97 123V124H96ZM110 123V124H109ZM126 123H128L127 124V126L125 125ZM151 123V124H150ZM161 123V124H160ZM177 123H180V124H178V126H180V128H178L176 125H177ZM191 124V125H188V124ZM205 123H207V124H205ZM220 123H222V124H220ZM241 123V124H240ZM260 123H261V125H260ZM80 124V125H79ZM86 124V125H85ZM96 125L97 127H101V129H103V130H101V132H102V136L103 137H105V136H107V137H105L106 139H104V140H107V139H110L111 140V143H110V145L108 144L107 145V143H109L110 141L109 140H107V141H109V142H107V141H105V143H106V147L104 146L105 144L103 143H100L99 141V139H101L100 137H99V139H98V137L97 136H99L97 133H95L94 131L96 130V126H93V125ZM100 124H102V125H100ZM117 124V125H116ZM154 124H156V125H158V124H160L161 126H154ZM168 124L170 127H166V125ZM174 124H176L175 125V130H174V128H172V129H169V128H171V127H173V126H171V125H174ZM194 124V125H193ZM63 125V126H62ZM100 125V126H99ZM116 125V126H115ZM123 125V126H122ZM135 125V126H134ZM189 127H188V126ZM208 125H209V127H208ZM210 125H212V126H210ZM215 125H217L218 126V129L216 130V128H217V126L215 127ZM251 125V131L252 132H249L250 131V128H249V126ZM59 126V127H58ZM60 126L62 127V128H60ZM89 126H90V128H92L91 130H93L94 128V130L93 131H91L90 129H89ZM152 128H151V127ZM165 128V130H164V132L162 131V128L163 127ZM194 127V129H193V127ZM201 126H204V127H201ZM213 126H214V129H213ZM225 126V128L223 129V127ZM240 128H239V127ZM245 126V127H244ZM262 126V128L263 129H261L260 127ZM103 127V128H102ZM107 127H109L108 129H107ZM112 127V128H111ZM113 127H116V128H113ZM117 127H119V128H121V129H123L124 131L126 130V128H127V131H121L119 128H117ZM124 127V128H123ZM138 127V128H137ZM155 127H157V129L155 128ZM177 127V128H176ZM203 128V129H201V128ZM228 127H229V129H228ZM246 127H248V130L246 129ZM252 127H253V129H255L254 131L252 130ZM256 127V128H255ZM79 128V129H78ZM150 128V129H149ZM159 128H161V129H159ZM182 128H184V129H182ZM206 128H208V130L206 129ZM210 128V129H209ZM233 130H232V129ZM240 130H239V129ZM243 128H245V129H243ZM260 128V130H258ZM82 129H85L86 131H88L89 132V134H88V136L87 137H89V139L88 138H86L87 140H89V141H87L85 138H84V135H85V137H86V133H85V130H82ZM131 130L130 132H129V130ZM154 129V130H153ZM156 129V130H155ZM180 129V130H179ZM195 129H196V131L197 132H195V133H192V135H191V130H193L192 132H194L195 131ZM200 129H201V131H202V133H201V131H200ZM235 129H236V131H235ZM55 130H57V131H55ZM59 130V131H58ZM112 130V131H111ZM113 130L116 132H113ZM136 130V131H135ZM142 130V131H141ZM149 130H152V132H151V134H152V136H149L148 134L150 133V131ZM159 131V133H158V131ZM174 130V131H173ZM184 130V131H183ZM205 130H207V132L205 131ZM215 131V133L217 132V133H219V138H220V140H221V142L219 141V144L217 145V146H215V145H213V141H214V139H215V136H216V134L215 135H211V134H214V131ZM224 130V131H223ZM226 130V131H225ZM229 130V131H228ZM247 130V131H246ZM256 130H258V131H256ZM261 130H263V131H261ZM1 131H2V129L0 128V133H1ZM53 131V132H52ZM82 131H84V133L82 132ZM91 131V132H90ZM105 131V132H104ZM118 131H120V133L118 132ZM133 131H135L134 132V134H132L133 133ZM138 131V132H137ZM149 131V132H148ZM156 131V132H155ZM161 131H162V133H161ZM166 131V132H165ZM171 133H169V132ZM183 131V132H182ZM203 131H205V132H203ZM256 131V132H255ZM47 132V133H46ZM94 132V133H93ZM106 132H111V136L109 135L108 136V134L109 133H106ZM118 132V133H117ZM124 132V134H123V136H125V137H123V136H121L122 135V133ZM132 132V133H131ZM142 132V133H141ZM174 132H175V134H177V135H175L174 134ZM199 132H200V134H199ZM247 132H248V134L249 133H251V135L253 136H249L248 134H247ZM261 132V133H260ZM82 133H83V135H82ZM104 133V134H103ZM105 133L107 134V135H105ZM125 133H129L128 135L129 136H127V138H126V135L127 134H125ZM135 133L137 134V135H135ZM167 134V135H169V136H167V135H165V134ZM188 133V134H187ZM205 133V134H204ZM207 133H208V135H210L211 136V138L209 137V139L207 138L208 136H207ZM211 133V134H210ZM236 133V134H235ZM257 133H260V134H258L257 135ZM44 134V135H45ZM48 134V135H49ZM77 134H80V136L82 137H80L79 135H77ZM96 134V135H95ZM119 134V135H118ZM144 134V135H143ZM146 134H147V136H149L151 139H152V137H153V141H154V144L156 143V141L157 142H160V143H157V145H159V144H163L162 146L164 147V148H166V147H169L170 148V151L173 149V151H169V148H167V149H164V150H166V152H168V154L167 155H163V149H162V147L161 146H157V147H159V149H158V152L160 153L159 155L160 156H162V157H160V158H158V156L157 157H154V155L153 154H151L152 153V151H151V149L155 146L154 144V146H152V140H150V139H147V138H149V137H147L146 136ZM172 134H174L173 135V137L171 136ZM181 134H183V135H181ZM244 134V135H243ZM44 135H42V136H44ZM115 135V139L113 138V136ZM133 135H135V136H133ZM143 135V137H141ZM161 135V136H160ZM188 135V136H187ZM205 135H206V141L204 140L205 139ZM224 135V136H223ZM236 135V136H235ZM246 135H248V136H246ZM91 136H92V138H91ZM120 136L121 137H123V138H120ZM144 136H146L145 138H144ZM164 136H165V138H164ZM176 136V138L179 140H175L176 138H174ZM193 136V137H192ZM198 136V138L199 139H197L196 137ZM212 136H213V140H211L212 139ZM235 136V137H234ZM246 136V137H245ZM259 136V137H258ZM118 137L121 139V141H120V139H119V141H118ZM132 139H130V138ZM135 137H137L136 139H135ZM138 137H139V140H138ZM169 137H170V139H169ZM183 139V138H185L186 140L184 141V139H183V141H182V147H181V145H180V143H181V141L180 140H182L181 138ZM187 137H189L190 139L189 140H187ZM223 139H222V138ZM225 137V138H224ZM236 137H238V138H236ZM263 139H262V138ZM143 138V139H145V140H141V139ZM155 138V139H154ZM156 138L159 140H156ZM161 138H162V140H161ZM163 138L164 139H169L170 140V143L173 141V138H174V142H172V144L174 145V147L170 144V143H168L169 142V140H167L168 142V145L169 146H167V143H165L166 141H164L163 140ZM171 138H172V140H171ZM180 138V139H179ZM204 138V139H203ZM230 138V139H229ZM243 138V139H242ZM245 138V139H244ZM247 138H249V140L247 139ZM254 139L253 141L254 142H252L250 139ZM257 138V139H256ZM81 139V140H80ZM82 139H84V140H82ZM125 139H130L131 140V142H130V140L129 141H127V140H125ZM194 139H196L195 141H193ZM202 139H203V141H204V144H203V141H202ZM225 139V140H224ZM229 140V141H227V140ZM242 139V140H241ZM260 141H259V140ZM114 140V141H113ZM115 140H117L118 142H115ZM122 140H123V142L125 143H123L122 142ZM146 140H149V141H147V143L145 142ZM191 140V141H190ZM198 140V141H197ZM224 142H223V141ZM234 140V141H233ZM244 140V143H242L241 144V142ZM245 140H248L249 141V144L250 143H255L254 145L253 144H250V145H248V141H245ZM257 140V141H256ZM83 141H84V143H83ZM113 141V142H112ZM127 141V142H126ZM151 141V142H150ZM176 141V142H175ZM200 141V142H199ZM207 141H209V142H207ZM210 141H212V142H210ZM227 141V142H226ZM238 141H240V142H238ZM259 141V142H258ZM262 141V142H261ZM129 142V144H127ZM138 142V143H137ZM179 142V143H178ZM193 142H196V144L194 143V145H190V143L191 144H193ZM198 142V143H197ZM222 142H223V144H222ZM231 143V144H226V143ZM261 142V143H260ZM98 145H97V144ZM113 143H115V146L113 147ZM121 143H123V144H121ZM140 144V146L139 145H137V144ZM165 143V144H164ZM184 143H185V145L186 146H188V147H183V146H185L184 145ZM200 143H202V145H208L207 147L208 148H206V146L203 148V146L200 144ZM207 143V144H206ZM212 143V144H211ZM238 143V144H237ZM240 143V144H239ZM247 145H246V144ZM25 144V143H24ZM24 144L22 143L21 145H23L22 146V148H24ZM79 144V145H78ZM82 144V145H81ZM85 144L87 145V146H85ZM102 144V145H101ZM113 144V145H112ZM121 145V147L119 146V147H117V145ZM134 144H136L135 146H136V148H135V146H133ZM151 144V145H150ZM199 144V145H198ZM211 144V147H221V148H219V149H221L222 150V154L224 155V156H222V154H220L221 156H222V158H221V156L220 155H218V154H216V152H213L214 150H216L217 148H210V145ZM225 144V145H224ZM246 145V147L248 148V146L250 147V148H246L245 146H244V150L247 152V153H245L244 152V154L245 155H243V146L242 145ZM261 144V145H260ZM263 144V145H262ZM112 145V146H111ZM123 145H125L126 146V148H127V150L125 149V146H124V148L122 149V146ZM127 145H129V146H127ZM143 145V146H142ZM146 145V146H145ZM164 145H166V146H164ZM178 147H177V146ZM197 145V146H196ZM213 145V146H212ZM224 145V146H223ZM228 145V146H227ZM237 145V146H236ZM256 145V146H255ZM259 145H260V147H259ZM81 146V147H80ZM102 146V147H101ZM137 146H139V148H141V149H139ZM180 150H182L181 151V155H182V153H184L185 154V156H181L180 155V151L178 150H176L177 148ZM200 146H202V147H200ZM241 147L240 149H239V147ZM262 146V147H261ZM105 147V148H104ZM107 147V148H108ZM143 147V148H142ZM173 147V148H172ZM190 147V148H189ZM195 147V148H194ZM200 147V148H199ZM226 148V152H224L225 150H223V148ZM228 147H229V149H228ZM232 147V148H231ZM234 147V148H233ZM260 149H259V148ZM130 148V149H129ZM135 148V149H134ZM176 148V149H175ZM192 148V149H191ZM199 148V149H198ZM203 148V149H202ZM209 148H210V150H209ZM236 148V149H235ZM255 148L257 149L258 148V150H255ZM262 148V149H261ZM105 149V150H104ZM116 149H118V151L116 150ZM121 151H120V150ZM133 149H134V151H133ZM136 149L138 150V152H140V153H138V156H137V151H136ZM147 149V150H146ZM161 149V150H160ZM184 149V150H183ZM191 151H190V150ZM197 150V153H196V155L198 156V158H197V156L195 157V152L196 151H194V150ZM205 149V150H204ZM209 150V152L207 151V150ZM238 149V150H237ZM250 149V150H249ZM132 150V151H131ZM142 150V151H141ZM146 150V151H145ZM151 152H150V151ZM160 150V151H159ZM168 150V151H167ZM230 150V151H229ZM236 150V151H235ZM253 150H255V152L253 151ZM263 150V151H262ZM31 151L32 152H35V147H33V148H31ZM116 151V152H115ZM120 151V152H119ZM136 151V152H135ZM144 151V152H143ZM174 151H176V152H174ZM184 151V152H183ZM186 151V152H185ZM189 151H190V155H192L193 153V155H192V158H194L193 160L191 159V156H189ZM206 151V152H205ZM211 151V152H210ZM232 151V152H231ZM117 152H118V154H117ZM134 154H133V153ZM149 152V153H148ZM176 153L174 156L172 155L173 153ZM178 152V153H177ZM192 152V153H191ZM213 152V153H212ZM227 152H229V153H227ZM236 152H238L237 154H235ZM252 152L253 153H255V154H252ZM105 153V152H104ZM103 153V154H104ZM116 153V154H115ZM122 153H123V155H122ZM129 153V154H128ZM136 153V154H135ZM164 153H165V151H164ZM170 153V154H169ZM209 153V154H208ZM212 153V154H211ZM256 153H257V156H256ZM260 153V158H258L257 159V157H259L258 156V154ZM131 154H133V156L131 155ZM140 154V155H139ZM147 154V155H146ZM187 154H188V156H187ZM211 154V155H210ZM227 154V155H226ZM241 154V155H240ZM249 154V155H248ZM262 154V155H261ZM113 155H114V157H113ZM127 155V156H126ZM130 155V156H129ZM172 157H171V156ZM233 155V156H232ZM250 155H252V156H250ZM111 156V157H110ZM116 156H118L119 158L121 157V159L120 160H122V161H120L119 160V158L118 157H116ZM142 156V157H141ZM170 156V157H169ZM228 156V157H227ZM241 156V157H240ZM245 156H250V157H248L247 159L245 158ZM254 156H255V159H257V161L258 160H263L262 162L260 161H258V162H256V160L254 161ZM261 156H262V158H261ZM116 157V158H115ZM130 157V158H129ZM131 157H132V160H131ZM137 157H140V158H137ZM151 157H153V158H151ZM167 157H168V159H167ZM173 157H175V160H174V158ZM180 157V158H179ZM186 157H189L188 158V160H191V161H187L186 160ZM207 157V158H206ZM213 157V158H212ZM233 157V158H232ZM235 157V158H234ZM239 157V160H241V164H243V165H245V166H243V165H241L240 166V164H239V162L237 163L238 165H239V168H243V170H244V172H242V170H240L241 171V173L244 175V177L241 179V180H239L240 179V177L239 176H242V174L241 173H239V174H237L236 175V177H238V178H235L234 179V177H233V179L235 180V181H232V178L229 176V177H227L228 175L224 172V171H221V169L222 170H224L226 167L225 166H228V165H230V164H232V162L234 163V162H236V160L235 159H237ZM115 158V159H114ZM124 158H129V159H127L128 160V162H125L126 161V159H124ZM166 160H165V159ZM170 158H172V159H170ZM182 158V159H181ZM210 158V159H209ZM219 158V159H218ZM222 160H224L225 158L226 159H228L229 160V162H228V160H224V161H222ZM240 158H245L246 159V161H244L245 159H240ZM108 159H110V160H108ZM116 160V161H114V160ZM136 159V160H135ZM138 159V160H137ZM152 159V160H151ZM157 159V160H156ZM159 159H164L166 162L164 163V160L163 161H161L160 160V163H158L159 162ZM186 160V162L184 161V160ZM210 160V162H209V160ZM218 159V160H217ZM234 160V161H231V160ZM0 160H6L5 159V157H0ZM105 160V161H104ZM107 160L109 161V164L111 163V162H113V163H111V166L108 164V162H107ZM155 160V161H154ZM172 160V166H175L176 165V167H171V164H169V162ZM181 160V161H180ZM205 160V161H204ZM221 160V161H220ZM238 160V159H237ZM251 160H253V161H251ZM111 161V162H110ZM129 161H132L131 163L129 162ZM143 161V162H142ZM144 161H146V162H144ZM167 161H169V162H167ZM182 161H184L185 163H187V165H188V167H187V165H184L183 164V166H185V167H183L182 166ZM207 161V162H206ZM211 161L213 162L212 164H211ZM219 161V162H218ZM231 161V162H230ZM245 163H247V161H250L249 162V164L247 163H243V162ZM0 162H2V161H0ZM118 162V163H117ZM139 162V163H138ZM141 162V163H140ZM155 162L157 163V164H159V165H157L156 166V168L159 170H157L156 168H155V166H154V164H155ZM188 162H189V164H188ZM198 162V163H197ZM212 165H209V163ZM217 162V163H216ZM223 162H226V163H223ZM253 162H256V163H253ZM62 163H64V164H62ZM129 163V164H128ZM147 163H149V164H147ZM162 163V165H160ZM175 163V164H174ZM181 163V164H180ZM207 163V164H206ZM221 163V164H220ZM253 163V165H251ZM259 163H261L262 164V166H259V165H261V164H259ZM128 164V165H127ZM164 164H166V165H169V166H167V167H169V168H166V165H164ZM179 164V167L177 166ZM206 164V165H205ZM259 164V165H258ZM54 165V166H53ZM108 165V166H107ZM125 165V166H124ZM149 165V166H148ZM182 167H181V166ZM254 165H256V166H254ZM60 166V167H59ZM63 166V167H62ZM108 168H107V167ZM109 166L111 167V168H109ZM160 166V167H159ZM190 166H192V167H190ZM218 168H217V167ZM222 166V168H220ZM257 166L258 167H260V169L259 168H257ZM47 167H48V169H47ZM51 167V168H50ZM149 167H151V168H153L155 171H156V173L157 174H153L151 171L153 170V169H151L150 168V170H148L149 169ZM171 167V168H170ZM247 167V169H245V168ZM248 167H250V168H248ZM256 168V169H258V170H256L255 169V172H256V174H255V172H254V168ZM106 168V169H105ZM112 168H114V169H112ZM146 168H148V169H146ZM163 168V169H162ZM173 168V169H172ZM176 168V169H175ZM185 168H187V169H185ZM202 169V171H201V169ZM215 168H217V169H215ZM224 168V169H223ZM47 171H46V170ZM68 169V170H67ZM163 171H162V170ZM178 169V170H177ZM182 169H184V171L186 172V171H188L187 173H185V172H183V171H181ZM195 169V170H194ZM197 169L199 170V171H197ZM261 169H263L262 171H261ZM48 170H49V172H48ZM51 170V171H50ZM110 170V171H109ZM153 170V172H155ZM168 170L170 171V172H172L171 173V175H169L170 174V172H168ZM192 170H194V171H192ZM203 170H205V171H203ZM251 170V171H250ZM75 171V172H74ZM164 171H167L168 173L166 174V172H164ZM174 171V172H173ZM179 171H181L180 172V174H181V176H182V178H181V176H179L180 174L178 173ZM192 172V174H191V172ZM201 171V172H200ZM215 171V172H214ZM253 171V172H252ZM258 171H260L259 173H258ZM48 172V173H47ZM52 173V175H51V173ZM68 172H73V173H69V175H68ZM150 172V173H149ZM160 172V173H159ZM164 172V173H163ZM194 172V173H193ZM196 172H197V174H196ZM204 173L205 172V176L207 175V173H211V175L209 176H207V177H205L204 175V177H202L201 178V174L199 175V173ZM44 173H46V174H44ZM53 173H56L55 175L53 174ZM76 173V174H75ZM113 173V174H112ZM163 173V174H162ZM202 173V174H203ZM222 173V174H221ZM253 173V174H252ZM64 174V176H66V177H64V176H61V175H63ZM160 174V175H159ZM175 174V175H174ZM186 174V175H185ZM195 174V175H194ZM223 174H226L225 176H223ZM259 174V175H258ZM262 174V175H261ZM43 175H49V176H47V177H45V176H43ZM51 175V176H50ZM59 177H58V176ZM93 175V176H92ZM163 175V176H162ZM186 177H185V176ZM195 176V178H194V176ZM196 175H197V177H196ZM256 175V176H255ZM56 176V177H55ZM148 177H150L149 175H147ZM161 176V177H160ZM164 176H165V178L167 179H163L164 178ZM170 176H172V177H170ZM179 176V177H178ZM184 176V177H183ZM193 176V177H192ZM217 176V177H216ZM245 176H247V177H245ZM254 176V177H253ZM258 176H260V178L257 180V178H258ZM262 176V177H261ZM51 177V178H50ZM53 177V178H52ZM61 177V178H60ZM91 177H93V178H91ZM174 177H176L175 178V180H173V181H171V179H169V178H172V179H174ZM189 178V179H184V178ZM191 177L193 178V179H191ZM225 177L227 178V181L225 180ZM253 177V178H252ZM88 178V179H87ZM179 178V181L178 180H176V179H178ZM200 178V179H199ZM204 178V179H203ZM208 178V179H207ZM216 178V179H215ZM220 178V179H219ZM250 178H252V179H250ZM67 179V180H66ZM87 179V180H86ZM157 179V180H156ZM171 181H169V180ZM180 179H182L181 181L183 182L184 180H185V182L183 183V184H180L179 182H180ZM197 179V180H196ZM70 180V181H69ZM194 180H196L195 182H194ZM201 180H202V184L200 183L199 184V182H201ZM216 180V181H215ZM256 180V181H255ZM42 181V182H41ZM69 182V183H72V184H67V182ZM161 182V184H160V182ZM162 181H165L164 183H166L165 185H167V186H165L164 185V183H162ZM167 181V182H166ZM175 181V185H173V182ZM177 181V182H176ZM188 181V182H187ZM199 181V182H198ZM223 181H225V183L223 182ZM232 181V182H231ZM260 181V182H259ZM229 182V183H228ZM236 182V183H235ZM238 182V183H237ZM159 183V184H158ZM168 183H170V184H172L173 185V187L171 188V187H169V186H172V185H169ZM199 184V185H197V184ZM227 183V184H226ZM66 184V185H65ZM153 184H157L156 186H158V187H156L155 185L153 186ZM163 184V185H162ZM177 184V185H176ZM197 185V186H195V185ZM220 184V185H219ZM224 184V185H223ZM231 184V186L230 187H227L228 185H230ZM263 184V185H262ZM60 185H62V189H61V186ZM65 185V186H64ZM72 185V186H71ZM76 185V184H75ZM178 185H181V186H179L178 187ZM67 186H69V187H67ZM204 186H205V189H204ZM215 186V187H214ZM225 188H223V187ZM263 186V187H262ZM166 189H165V188ZM177 188V189H179V190H175V189H173V188ZM191 187V188H190ZM196 187H197V189H196ZM201 187H203V189L201 188ZM218 187V188H217ZM222 187V188H221ZM262 188V190H261V188ZM157 188V189H156ZM163 190H162V189ZM168 188V189H167ZM170 188L171 189H173L172 191H170ZM191 190H189V189ZM199 188V189H198ZM202 189V192L200 191L201 189ZM215 188H216V190H215ZM65 189V190H64ZM68 189V190H67ZM70 189V190H69ZM73 189V190H72ZM102 189V188H101ZM162 190V192L163 193H161V191H159L158 192V190ZM184 189V190H183ZM196 189V191L197 190H199L198 192H199V194H197L198 192H196V191H194ZM227 189H228V192H229V194H228V196L226 195L228 192H227ZM231 189V191H233V192H230L229 190ZM67 190V191H66ZM71 190H72V193H71ZM103 190V189H102ZM101 190V191H102ZM156 190V191H155ZM169 191L171 194H169V192H167V191ZM183 190V191H182ZM186 190H188L187 192H186ZM206 190V191H205ZM226 190V191H225ZM66 191V192H65ZM74 191V192H73ZM77 191V192H76ZM147 191H146V193H147ZM166 191V192H165ZM176 191V192H175ZM181 191V192H180ZM194 191V192H193ZM205 191V192H204ZM209 191H210V194L208 195V193H209ZM217 191V192H216ZM263 191V192H262ZM63 192H64V194H63ZM165 192V193H164ZM178 193V194H175V193ZM185 192V193H184ZM206 192H208L207 194H206ZM222 192V193H221ZM224 192V193H223ZM225 192H226V194H225ZM62 193V194H61ZM69 195H68V194ZM76 193V194H75ZM160 193V194H159ZM194 193H196L197 194V196H196V194H194ZM203 194L201 197H200V195L201 194ZM219 193H221V194H219ZM91 194V195H90ZM159 194V195H158ZM163 195V197H162V195ZM166 194H167V196H166ZM169 194V195H168ZM181 194H182V197H181ZM185 194V195H184ZM188 194H190L189 196H188ZM224 194V195H223ZM234 194V195H233ZM23 197H22V196ZM65 195V196H64ZM158 197H157V196ZM175 195H177V196H175ZM184 195V196H183ZM186 195H187V197H186ZM194 195V196H193ZM205 195H208V196H206L205 197ZM218 195V196H217ZM226 195V196H225ZM24 196H25V198H24ZM69 196V198L71 199V201H70V199L68 198L67 199V197ZM161 196V197H160ZM166 196V197H165ZM171 196V197H170ZM174 196V198L172 199V197ZM179 196V197H178ZM200 198H199V197ZM19 197V198H18ZM29 197V198H28ZM75 197V198H74ZM90 197H91V199H90ZM93 197V198H92ZM140 197V198H139ZM159 199V200H161L162 199V201H159L158 199H157V201H156V199ZM169 199H168V198ZM178 199H180V198H182V199H178V201H179V203H178V201L176 200V198ZM188 198V200L186 199V198ZM203 197V198H202ZM210 197V196H209ZM14 198H16V199H18L19 201H21V199L23 198L24 200V203H23V201H21V202H19L18 200H14ZM21 198V199H20ZM27 198V199H26ZM64 198L66 199V200H64ZM152 198H154V199H152ZM163 198H165V199H163ZM216 198V199H217ZM30 199V196H26V195H24V194H19V195H16V196H14L13 198H12V201L10 200V201H8L7 203H8V205L10 206V207H13V209H11L10 208V210L8 209L9 208V206H7V203H6V206L5 207H7V208H3V210L1 209V211H4V216L2 215V213H1V216H0V233L2 232L3 234H5L6 233V226L3 224V218L6 216V214L7 215H9V216H6L5 218H7V217H12V215H16L17 213H19L25 206H26V203L28 204L29 203V200ZM73 199V200H72ZM82 199V201H77V200H81ZM87 199V200H86ZM143 199V200H142ZM186 199V200H185ZM26 200V201H25ZM95 200V201H94ZM152 202H150V201ZM164 200H166V202H168V205L170 204V206H169V208H168V206L166 207V208H164L165 206H166V204H164L165 203V201ZM172 200H174L173 202H171ZM86 201H88V202H86ZM164 201V202H163ZM182 201H185L184 203L182 202ZM10 202V203H9ZM77 202L79 203V205L77 204ZM82 202V203H81ZM94 202V203H93ZM140 202V203H139ZM141 202H142V204L143 205H140L141 204ZM152 204V205H147V204H150V203ZM161 204H160V203ZM174 202H176V203H174ZM15 203L17 204V205H15ZM71 203V204H70ZM87 203V204H86ZM139 203V204H138ZM160 204V206L158 207V209L157 210H159V211H157V210H154V206H155V209L157 208L156 206L157 205H159ZM172 203H174L173 204V206L171 205ZM187 203H190V205L188 206L187 205ZM205 203V202H204ZM12 204H14V205H12ZM137 204V205H136ZM162 204H164L163 206H161ZM184 205V208H186V205H187V207H189V209H188V211H190V209H191V211L190 212H188V211H186V209H183V205ZM197 204V205H196ZM20 205H24V207H22V206H20ZM78 205V206H77ZM133 205H135V206H133ZM140 205V206H139ZM154 205V206H153ZM174 205H175V207H174ZM192 205V206H191ZM204 205V204H203ZM203 205H202V207H203ZM16 207V209H15V207ZM138 206H139V208H138ZM143 206V207H142ZM148 206H150V208L148 207ZM151 206L153 207V208H151ZM173 207V209H174V211H173V209H172V207ZM180 206L182 207V208H180ZM19 207V209H17ZM21 207H22V209H21ZM142 207V208H141ZM160 207H163V208H161V209H159ZM216 207H218V208H216ZM131 208H133V209H131ZM135 208V209H134ZM136 208H138V209H136ZM149 209V210H147L146 211V209ZM179 208V209H178ZM193 208V209H194ZM195 208V209H196ZM6 209H8V210H6ZM141 209V210H140ZM144 211H143V210ZM164 209V210H163ZM176 209L178 210V211H176ZM12 210V211H11ZM139 210V211H138ZM151 210V211H150ZM168 210V211H167ZM173 212H175V214H176V212L178 213V215L176 214L175 216L174 215H171V213H172V211ZM211 210V211H210ZM213 210H215L214 212H212ZM0 211V212H1ZM13 211H17L16 213L15 212H13ZM133 211V212H132ZM145 211H146V213H147V216H146V213H145ZM157 213H156V212ZM163 211V212H162ZM166 211V212H165ZM170 211H171V213H170ZM203 211V212H202ZM210 211V212H209ZM185 212H186V214H187V212H188V218H187V216L185 215ZM198 212V211H197ZM196 212V213H197ZM206 214H205V213ZM213 214H212V213ZM6 213V214H5ZM14 213V214H13ZM131 213V214H130ZM133 213V214H132ZM151 215H149V214ZM184 213V214H183ZM190 213V214H189ZM208 213V214H207ZM211 213V214H210ZM11 214V215H10ZM56 214H58V210H57V212H56ZM154 214V215H153ZM157 214V215H156ZM204 214V216H202V215ZM132 215V216H131ZM136 215H137V217H136ZM154 216V218H152L153 216ZM171 215V216H170ZM182 217H181V216ZM185 215V216H184ZM208 215V216H207ZM209 215H210V217H209ZM3 216V218L1 219V217ZM58 222H59V224H58V226H59V228H61V224L64 222V219L63 218H60V217H62V214H61V212L58 214ZM135 218H134V217ZM150 216V218H148ZM181 218H180V217ZM201 216V217H200ZM251 216V215H250ZM250 216H244L243 218H242V222H244V220H245V222L246 223H248V222H251V220H252V216H251V218H250ZM84 217V218H83ZM133 217V218H132ZM144 217V218H143ZM171 217V218H170ZM173 217V218H172ZM174 217H177V218H174ZM185 217L187 218V219H185ZM202 217H206V218H210V219H203ZM60 218V219H59ZM79 219L80 218H82V220L80 219V223L78 224V228H79V231L77 232V233H81V234H92L93 236H95V234L96 233H98L97 232V229H96V227H95V223L93 222V221H91V220H86V216L85 215H83L82 217L81 216H79L78 217ZM128 218H130V220L128 219ZM146 218H148L149 220L151 219L152 221H150V222H152V223H150L149 222V220H147ZM184 218V219H183ZM193 218V219H192ZM250 218V219H249ZM138 219V220H137ZM143 220V222H141V220ZM146 219V220H145ZM153 219H154V221H153ZM201 219V220H200ZM137 221V222H134V221ZM185 220V221H184ZM194 220V221H193ZM207 220V221H206ZM216 220H217V222H216ZM249 220V221H248ZM63 221V222H62ZM91 221V222H90ZM171 221V222H172ZM201 221V222H200ZM83 222H85V224H86V226L84 225V223ZM88 222H90V223H88ZM83 225H82V224ZM148 223H150V224H148ZM219 223V222H218ZM139 224H141V225H139ZM195 224H198V225H195ZM249 224V223H248ZM247 224V225H248ZM80 225H81V228H80ZM92 225V226H91ZM193 225H195V226H193ZM85 228H84V227ZM127 226V227H126ZM212 227H215V228H212V230H214L213 232L212 231H210L211 233V235H210V245L211 246H216V245H222L223 243L224 244H226V243H229V241H231L239 232H241V231H243V230H245L246 229V227H245V225H243V226H241L239 229L238 228H236L235 229V227L234 226H231V225H229V224H227V225H214V226H212ZM219 227V228H218ZM228 227H232V229H230V228H228ZM3 228V229H2ZM92 228V229H91ZM194 228L192 229V230H194ZM220 228H221V231H218V229L220 230ZM226 228V229H225ZM227 228L229 229L228 231H227ZM81 229V230H80ZM215 229H217L216 230V233H217V231L219 232L218 234H216V233H214L215 232ZM96 230V231H95ZM223 230V231H222ZM224 230H225V232L227 231V233H225L224 232ZM239 230V231H238ZM5 231V232H4ZM61 231H63L62 229H60V231H54V232H52L51 234L53 235V236H51V234H50V232H48V233H46V235H44L45 237H48V236H51V238L50 237H48L47 239L45 238L44 240L45 241H47V242H50V241H52V247L54 248L55 246H57V247H64L65 246V248L66 249H71V248H74V247H72V245L70 244V242H67V241H65V235L63 236V234H62V232ZM59 232V233H58ZM92 232V233H91ZM230 232V233H229ZM233 232V233H232ZM181 233V234H180ZM214 234V236H213V234ZM48 234V235H47ZM50 234V235H49ZM178 235H180V236H178ZM182 235V232H178L177 234H175V235H173V236H175V241H179V242H183L185 239L184 238H186V240H185V242H187V235H186V233H183V236H181ZM60 236V237H59ZM71 236V235H70ZM72 237V236H71ZM178 237H180V238H178ZM216 238V240H215V242L213 241L214 240V238ZM222 237V238H221ZM259 237V238H258ZM60 238H61V241H62V239H63V241H65V242H63V244L61 243H59L60 242ZM178 238V239H177ZM213 238V239H212ZM218 238V239H217ZM183 239V240H182ZM258 239V240H257ZM261 239V241L260 242H258L259 240ZM219 240V241H218ZM257 240V241H256ZM59 241V242H58ZM255 241V242H254ZM263 241V242H262ZM88 241H86L85 243H87ZM214 242V243H213ZM250 242V243H249ZM249 242H246L247 244L246 245H248V246H245V252H244V254H243V256L245 257V259L247 258V259H249V257L251 256L252 257V255L253 254H256V253H258V252H261L262 251V249L264 250V235H258L257 236V238L254 236V239H252V241L250 240ZM252 242H254L253 243V245H252ZM262 242V243H261ZM84 243V244H85ZM144 243V241L142 240V239H140V244L139 245H142ZM216 243V244H215ZM258 243V244H257ZM65 244V245H64ZM69 244V245H68ZM63 245V246H62ZM186 245H187V243H186ZM252 245V246H251ZM67 246V247H66ZM70 246V247H69ZM51 247V248H52ZM187 247H188V245H187ZM50 248H46V251H48ZM72 250V249H71ZM256 250V251H255ZM248 251H249V253H248ZM227 252V253H226ZM252 252V253H251ZM254 252H256V253H254ZM46 253V252H45ZM44 253V254H45ZM248 255H247V254ZM3 254V255H2ZM155 254V253H154ZM152 255L153 257L152 258H150L151 259V261L154 259V258H156L157 260L159 259L158 258V255L156 256V255ZM246 254V255H245ZM252 254V255H251ZM226 255V256H225ZM231 255V252L229 251V250H225L224 252L222 251L221 252V258L222 259H225V258H227V257H229ZM1 256H3L2 258H1ZM250 257V258H251ZM0 263L2 262V261H4L5 259H8L9 258V253H8V250L4 247V245L2 244V243H0ZM215 258H219V257H215ZM156 260V261H157ZM198 259H191L190 261H191V263H190V261H187V262H185V263H187V264H198L199 262L197 261ZM218 260H221V259H218ZM154 261V260H153Z\"/></svg>",
	"mask_w": 264,
	"mask_h": 264
},
{
	"label": "snow or ice",
	"instance_id": "6c2138e0",
	"mask_svg": "<svg viewBox=\"0 0 264 264\" xmlns=\"http://www.w3.org/2000/svg\"><path fill=\"white\" fill-rule=\"evenodd\" d=\"M3 16H5V12H4V9H3V6H0V17H3ZM80 17L79 16H77V19H79ZM5 27H8V25H5ZM9 39H11V37H9ZM42 90V89H41ZM77 143H79V141H77ZM207 175H211V173L209 172V173H207ZM87 239H91V237H88ZM49 247H51V245H49Z\"/></svg>",
	"mask_w": 264,
	"mask_h": 264
}]
</instances>
